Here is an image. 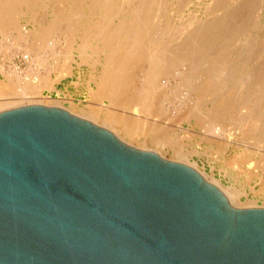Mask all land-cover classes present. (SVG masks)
<instances>
[{
  "label": "water",
  "instance_id": "obj_1",
  "mask_svg": "<svg viewBox=\"0 0 264 264\" xmlns=\"http://www.w3.org/2000/svg\"><path fill=\"white\" fill-rule=\"evenodd\" d=\"M0 264H264V207L63 109L0 112Z\"/></svg>",
  "mask_w": 264,
  "mask_h": 264
},
{
  "label": "rangeland",
  "instance_id": "obj_2",
  "mask_svg": "<svg viewBox=\"0 0 264 264\" xmlns=\"http://www.w3.org/2000/svg\"><path fill=\"white\" fill-rule=\"evenodd\" d=\"M22 1V0H21ZM24 1V0H23ZM21 2L23 3V5H19V1H15V5H14V10L15 9H18L15 13H16V16L18 18L17 22H18V25L21 26L24 30H27L28 33H30V35L27 33V35H25L26 37L23 36V38H26L24 41H23V38L18 36L16 37L17 35L16 34H13V32H11L10 29H6L4 33H2V35H0V92L2 93V88L5 90L9 88V82L7 81L8 80V76L7 74L11 73L14 71V73H20L21 75H24L26 76V79H27V76L29 78V76H31V74L33 75L34 79L35 80H45L44 82H46L43 87L40 89V94H36L34 95V99L31 98V100H38L39 102H42V104H48L49 105V102L52 100V104H55L56 100L61 102V106L63 108H65L66 110H68L69 112H73L75 115H78V116H81L83 118H86L90 121H93V122H96V124L98 125H101V126H105V127H109L107 125H105V117H103V114L101 113L97 118L95 116V119H93V117H91L90 115H88L86 112L87 110L90 108H92L91 106H94V108L98 109L100 106L102 107V109L104 110H108V111H113V113L115 114H122L123 111L125 110L124 107L122 106L123 105V102H124V99H113V98H107V96L104 98V96L100 95L99 92H98V82H100V79L102 77V74H103V70L105 68H103L104 66H102L103 64H105V61L106 59L108 58L107 57V54L105 55V51L107 52V49H105L106 47H104V44H102V42L100 43V40H99V37L98 39L95 37V35H98V31L96 33V30L93 29L94 27L96 28L97 25H102L105 20L106 21V24L109 29L108 30L107 28L106 29V34H115L117 32V35L119 36V34H122V32H120L121 30L119 29L120 28V23H121V19L122 21L124 20V23L122 22L121 24H124L125 25V22L127 23V25L123 27H121V29L123 30H126L127 29V32H129V29L132 30L133 29V26L134 24L136 23V25L140 24L141 21H143V17L145 18V16H141L143 13V11L141 12V10H139L140 15L138 14V8L140 9V5L141 3L139 2H142L143 0H108L109 2L111 3H108L107 0H99V2L103 1L104 3L107 2V4L103 3V5H109L107 7L111 8L107 9V7H102V9L100 8L99 5L96 6V0H80L81 2V5L82 7L80 8V2L78 4L76 0H67L66 3L64 2V0H37L35 2H33V0H25L24 2ZM56 1V2H55ZM57 1H58V5L57 4ZM63 1V2H62ZM83 1V2H82ZM85 1V2H84ZM89 1V3H88ZM92 1V3H91ZM116 1V2H115ZM127 3H124L126 2ZM139 1V2H138ZM156 1V0H154ZM158 3H155L154 4H151V10L153 11H150L152 12L148 18H145L144 19V23L142 22L140 24V27L137 26L140 33H142L140 35V33L138 31H136V29H134L133 31H136L137 32V36L136 37H141V40L144 41L148 44L150 41V44L148 45V48H147V44L144 42V46H146L147 49H143V47H140L138 50H137V57H136V63H133V60L135 59V55L133 56L132 58V61H127L128 62H132L130 63L129 65L128 64H124L125 67L128 65V70L127 72H125L126 76H128L127 79H129V82L128 80H124L122 78H126L125 74H123L122 76V83L121 85L123 84H128L126 86H128V90H130L131 88V92H134V96L136 95H139V97L142 98H147L143 101H141V99L137 96V99L135 100L136 103L135 104H132L131 108L132 109H138V111H142L145 110L146 112V109H147V114L145 113H140L141 116H145V117H148L150 118V122L153 121L151 123V125H145V126H140V129L141 130H138V128L136 129L137 131H141L140 134L141 135H137L139 134V132L136 133V137L134 138V135L133 136H127L124 134V132L122 131V128L120 127H117L116 125H113L110 126L109 129L112 128V130H114V134L119 138L121 139V141H125L127 143H129V145L131 144V146L133 145L135 148L138 147V149H142V150H150V151H154L158 154H160L161 156H163L164 158L168 159V160H172V161H176V162H180V163H184L186 161H188V163L190 164H194L196 166V169L201 173L203 174L204 176H206L207 179L213 181L223 192H230V193H234L235 194V198H233L232 202H231V205L234 206L235 208H246V207H264V72L263 74L261 73V71H264V0H222L223 1V4H222V1L220 0H184L185 2H182L181 0H157ZM162 1V3H160ZM168 2V4L166 2ZM181 1V3H180ZM188 1V2H187ZM18 2V3H17ZM29 2V3H28ZM33 2V3H32ZM37 2V3H36ZM46 2V3H45ZM55 5H54V3ZM76 2V3H75ZM98 2V0H97ZM100 2V3H101ZM163 2H164V5H163ZM190 2V4H189ZM33 5H32V4ZM72 3V4H71ZM76 6L74 7L75 4ZM85 3V4H84ZM113 3V4H112ZM122 3V4H121ZM129 3V4H128ZM171 3V4H169ZM176 3V4H175ZM188 5H187V4ZM233 3V4H232ZM239 3V4H238ZM16 4H18L16 6ZM25 4V5H24ZM69 4V5H68ZM71 4V6H70ZM98 4V3H97ZM110 4H112L110 7ZM137 4V6H136ZM158 5L159 7L160 6H163V7H159L158 6H155ZM173 4V5H172ZM179 4H183L181 7ZM218 4V5H217ZM31 5V6H30ZM46 5V6H45ZM93 7H92V6ZM129 5V6H127ZM155 7H153V6ZM217 5V6H216ZM232 5V6H231ZM238 7H237V6ZM26 6V8H24ZM30 6V8L28 7ZM114 6L116 8H118L119 6V9H116L114 8ZM127 6V7H126ZM138 7L137 9L134 8V7ZM169 6V7H168ZM229 6V7H228ZM231 6V8H230ZM243 6V7H242ZM249 6V7H248ZM16 7V8H15ZM35 7V8H34ZM39 7V8H38ZM45 7H46V10H45ZM53 7H59V10L58 9H55ZM70 7V9H68ZM77 7H78V10H77ZM91 9H88L90 8ZM98 7V8H97ZM157 7V8H156ZM219 7V8H218ZM222 7V8H221ZM237 7V8H236ZM249 9H248V8ZM21 8V9H20ZM28 8V9H27ZM76 10H75V9ZM129 8V9H128ZM169 8V9H168ZM217 8V9H216ZM246 8V10H244ZM255 8V9H254ZM20 9V11H19ZM25 9V10H24ZM32 9V10H31ZM52 9V11H51ZM56 11L57 10L60 12V13H56L53 11ZM64 9V10H62ZM74 9V10H72ZM79 9H81V11H79ZM88 9V10H87ZM104 9H107L106 12ZM135 9V13H136V17H139L136 18L134 16V18L136 19H132L133 16H131L132 14L134 15V13L132 12V10ZM156 9V10H155ZM180 9V10H179ZM228 10V11H225L224 10ZM237 9V10H236ZM13 10V12H14ZM110 10L112 12H110ZM118 10V11H117ZM121 10V11H119ZM124 10V11H123ZM137 10V12H136ZM156 12H155V11ZM167 10V11H165ZM234 12H232V11ZM241 10V11H240ZM248 10V11H247ZM26 13H25V12ZM31 11V12H30ZM45 11V12H44ZM61 11H62V15H61ZM67 11V12H66ZM77 11V12H76ZM126 11V12H125ZM161 11V13H160ZM167 13H165V12ZM176 11V12H175ZM255 11V12H254ZM52 12V13H51ZM54 12V13H53ZM73 12V13H72ZM75 12V13H74ZM79 12V13H78ZM81 12L83 14H81ZM92 15H91V13ZM106 12V13H105ZM111 14H114L113 16L116 15V17H111L112 15ZM120 12V13H119ZM164 12V14L162 13ZM224 12V13H222ZM236 12V13H235ZM243 12V13H242ZM246 12V13H245ZM20 13V14H19ZM51 13V14H50ZM95 13V14H94ZM103 13V15H102ZM110 17H109V15ZM115 13H118L115 14ZM127 13V14H126ZM129 13V14H128ZM131 13V14H130ZM155 13V14H154ZM159 13V16L157 15ZM172 13V14H171ZM218 13V14H217ZM219 13H222V14H219ZM235 13V14H234ZM237 13H240V14H237ZM242 13V14H241ZM248 13V14H247ZM251 13V14H250ZM26 14V15H25ZM30 14V15H29ZM34 14V16H32ZM49 14V15H48ZM67 14V15H66ZM80 14V17H77L78 15ZM85 14V15H84ZM103 16H101V15ZM161 14V15H160ZM233 14V15H232ZM62 17H61V16ZM73 17H72V16ZM85 17H83V16ZM87 15V16H86ZM108 15V17L106 16ZM124 15V16H123ZM129 15V16H128ZM138 15V16H137ZM221 15V16H220ZM241 16V18L239 16ZM19 16V17H18ZM31 16V17H30ZM54 16H58V17H55ZM59 16L62 18H60L62 20V22L60 21V19H56V18H59ZM91 16V17H90ZM100 16V17H99ZM106 18H105V17ZM154 16V18H153ZM158 16V17H157ZM219 16V19L217 18ZM228 16L227 18L224 19V17ZM13 17V16H12ZM52 17H53V21L51 22L52 20ZM67 17V18H65ZM102 17V18H101ZM128 17H129V21H132L129 22L131 23V25L129 24L128 25V22L126 21V19L128 20ZM131 17V18H130ZM190 17V18H189ZM193 17V18H192ZM213 17V18H212ZM64 18V19H63ZM68 18L72 19L68 21ZM80 18V20H79ZM109 18V19H108ZM112 18V20H111ZM152 18V19H151ZM168 18V19H167ZM210 18V19H209ZM211 18L212 19H215V20H212L211 21ZM221 18V19H220ZM233 18V19H232ZM237 18V19H236ZM32 19V20H31ZM46 19V21H45ZM50 19V20H49ZM90 19V21H89ZM103 19V20H101ZM132 19V20H130ZM142 19V20H141ZM170 19V20H169ZM184 19V20H183ZM189 19V20H188ZM198 19V20H197ZM207 19V20H206ZM217 19V20H216ZM229 19V20H228ZM58 20V21H57ZM65 20V21H64ZM88 20V21H86ZM101 20V21H100ZM110 20V21H108ZM118 20V21H117ZM134 20V22H133ZM136 20V21H135ZM140 20V21H139ZM153 20V21H152ZM205 22H204V21ZM210 20V21H208ZM221 20V21H220ZM38 21V22H37ZM57 21V22H56ZM72 21V23H71ZM76 21V22H75ZM94 21L97 23L96 26L94 24ZM103 21V23H101ZM150 23H149V22ZM155 21V22H154ZM163 21V22H162ZM187 21V22H186ZM201 21V23H200ZM216 21V23L214 22ZM229 21H232V22H229ZM42 26H41V24ZM61 22V23H59ZM70 22V23H69ZM75 22V24H73ZM89 26H88V24ZM120 22V23H119ZM139 22V23H138ZM154 22V23H153ZM162 22V23H161ZM173 22V23H172ZM182 22V23H181ZM207 22V23H206ZM235 22V23H234ZM38 23V24H37ZM44 23V24H43ZM50 23V24H49ZM59 23V24H58ZM69 23V25H68ZM111 23V24H110ZM134 23V24H133ZM170 23V24H168ZM187 23H189V25H187L189 27V30H188V27L184 26L186 25ZM202 25H200V24ZM206 23V24H204ZM227 25H226V24ZM40 24V25H39ZM56 24V25H55ZM67 24V25H66ZM71 24V26H70ZM144 24V25H142ZM151 24V25H150ZM155 24V25H154ZM172 24H175L174 26ZM181 24V25H180ZM184 24V25H183ZM192 24V25H190ZM194 24V25H193ZM199 24V25H198ZM211 25V27L209 28V26ZM214 24V25H213ZM220 24V26H219ZM231 24V25H230ZM236 24V25H235ZM36 25L41 29L43 30H48L50 27L52 29V27H54L53 31L51 32V35L50 32H49V35L48 33H45L46 35L44 37H42V35H39V28L37 27L36 28ZM49 25V26H48ZM55 25V26H54ZM62 27H61V26ZM83 25V26H81ZM100 25V26H101ZM109 25V26H108ZM135 25V27H136ZM149 25V26H148ZM159 25V26H158ZM199 26V29H202L207 30V34H206V30L203 31V30H199L197 27ZM206 25V27H205ZM208 25V27H207ZM58 26V27H57ZM65 26V27H63ZM70 26V27H69ZM87 26V27H86ZM93 26V28L91 27ZM116 26H119V28L117 27L116 29L117 30H114V28ZM129 26V28L127 27ZM144 26V27H143ZM150 28H148V27ZM163 26V27H161ZM167 26H168V30L169 31H166L167 30ZM182 26L184 28H182ZM201 26V27H200ZM204 26V27H203ZM214 26V27H213ZM216 26V27H215ZM219 26V27H218ZM229 26V28H228ZM235 26V27H234ZM47 29H46V28ZM77 32H75L74 28ZM89 27V28H88ZM99 27V26H98ZM97 27V28H98ZM114 27V28H113ZM134 27V28H135ZM158 27V28H157ZM166 27V28H165ZM179 27V28H178ZM191 28L195 27L194 29H192L191 31ZM213 27V28H212ZM218 27V28H217ZM228 29H227V28ZM57 28V29H56ZM71 28V29H69ZM84 28V29H82ZM88 30H86V29ZM91 28V29H90ZM163 28V30L161 29ZM212 28V29H211ZM232 28V29H230ZM237 28V29H236ZM64 31H63V30ZM66 29V30H65ZM85 30V31H82V30ZM114 30V31H111V30ZM118 29H119V34H118ZM142 29V30H141ZM146 29H148L149 31H147ZM176 29V30H175ZM185 29V30H184ZM209 29V30H208ZM10 30V31H9ZM32 30V31H31ZM42 30V31H43ZM62 30V31H60ZM94 31L95 30V35H93L94 33L92 32H89V31ZM104 30V29H103ZM102 30V31H103ZM182 30V31H180ZM186 32H189V33H186ZM193 30H194V34L195 32L198 30L199 32L200 31H203L207 36H204V33L202 32H196V35L193 36H190V35H193ZM212 30V31H211ZM217 30V31H216ZM219 30V31H218ZM222 30V31H221ZM230 30V31H229ZM262 30V31H261ZM31 31V32H30ZM37 31V32H35ZM57 31V32H56ZM60 31V32H59ZM66 31V32H65ZM68 31V33H67ZM101 31V32H102ZM105 31V30H104ZM110 31V32H108ZM116 31V32H115ZM133 31L130 34V37H135L133 35L135 34H132ZM144 34H143V32ZM161 31V32H160ZM191 31V32H190ZM208 31H210L208 33ZM220 31L222 33H220ZM232 31V32H231ZM37 33V35L35 33ZM71 32H73L71 34ZM85 35V37H87V32L89 34V37H87L86 39V42L88 41V43H85L84 46L86 45L88 49H83L84 53L82 50H80L81 52L77 51V47L79 48V46H81L83 44V41L85 40V37L84 35L82 36L81 33ZM114 32V33H113ZM126 31L123 32V34L125 33ZM126 32V33H127ZM147 32V33H146ZM163 32V33H162ZM165 32V34H164ZM1 33V32H0ZM34 33V34H33ZM56 33V35H54ZM64 33V34H63ZM67 33V34H66ZM92 33V34H90ZM113 33V34H112ZM135 33V32H134ZM156 33V34H155ZM174 35H173V34ZM178 35V37H180L181 33H183L181 35L180 38H182V42L186 41V40H183L184 37L187 39L186 36H189L188 38L191 39L193 41L194 38L198 37L195 41H191L192 46L189 47V44H188V41H187V44L186 42L182 44L181 40H176L178 39L176 37V35ZM179 33V34H178ZM233 33V34H232ZM5 34V35H4ZM13 34V35H12ZM103 35V32L99 34L100 35ZM108 34V35H109ZM132 34V36H131ZM152 34V35H151ZM158 34V35H157ZM161 34V35H159ZM184 34H186L184 36ZM188 34V35H187ZM190 34V35H189ZM200 36H198V35ZM203 34V35H202ZM215 34V35H214ZM262 34V35H261ZM9 35L11 37H9ZM33 35V36H32ZM51 35V36H50ZM67 35L69 36H73L75 37L74 40H75V45L77 46L75 48V50H70L69 53L68 49L67 52L65 49H67V44H66V38L68 37ZM93 35V36H92ZM105 35V34H104ZM116 35V34H115ZM114 35V36H115ZM145 35V36H144ZM148 37H147V36ZM164 35V36H163ZM167 35V36H166ZM173 35V37L171 36ZM254 35V36H253ZM261 35V36H260ZM5 36V37H4ZM28 36V37H27ZM35 36V37H34ZM66 38H65V37ZM110 36V35H109ZM211 38H210V37ZM215 36V37H214ZM254 38H253V37ZM8 37V38H7ZM37 37V38H36ZM40 37V39H39ZM49 37V44L48 45H43L44 42H46V38ZM81 37V38H80ZM84 37V38H83ZM94 37V39H92ZM147 39H146V38ZM156 39H153L155 38ZM159 39H158V38ZM162 43H161V40L162 39ZM169 37V38H168ZM171 37V38H170ZM202 37H206L202 40ZM209 37V38H208ZM218 37V38H217ZM226 37V38H225ZM262 37V38H261ZM5 38V39H4ZM10 38V39H9ZM22 38V39H21ZM29 38V39H28ZM52 38V39H51ZM79 38V39H78ZM83 38V40H82ZM96 38V39H95ZM113 37L111 36V39ZM121 38V36H120ZM173 38L175 39V41L173 40ZM179 38V39H180ZM200 38V39H199ZM248 38V39H247ZM7 39V40H6ZM37 39V40H36ZM42 39V40H41ZM43 39L45 41H43ZM61 39V40H60ZM66 39V40H65ZM81 39V40H80ZM135 39V38H134ZM137 39V38H136ZM150 39V40H148ZM188 39V40H189ZM199 39V40H198ZM206 39V40H205ZM226 41H225V40ZM229 39V40H228ZM251 39V41H250ZM254 39V41H252ZM13 40V41H12ZM33 40V43H31ZM35 40V42H34ZM52 40V41H51ZM54 40V41H53ZM93 40V41H92ZM98 40V41H97ZM110 40V38H109ZM157 41L159 40V46L164 48L166 47L165 51L163 52H166V55L168 56L169 55V58L171 59V62H168L170 59L168 57H164L165 56V53H163L161 59H163V61L159 60L158 61V64H160L159 62H163L165 61V63L163 65H161V68H157L156 65H158L156 62L152 61L151 64L149 63L150 60H147L148 58H146V55L147 57L148 56V53L149 51L153 50V51H156L155 49H159V46L157 48V46H153L152 47V43H154V41ZM166 40V41H165ZM231 40V41H230ZM16 41V43H15ZM20 41V42H19ZM26 41V42H25ZM38 41V42H37ZM42 41V42H41ZM58 41V43L56 44V42ZM60 41V42H59ZM64 41V43H63ZM81 41V43H80ZM96 41V42H95ZM153 41V42H152ZM155 41V42H156ZM171 41V42H169ZM202 41V42H201ZM206 41V42H205ZM218 41V43H217ZM233 41V42H232ZM257 43H256V42ZM29 42V43H27ZM54 42V43H53ZM169 42V44H168ZM174 42V43H173ZM190 42V41H189ZM197 42V43H195ZM207 42H210V43H207ZM221 42V43H220ZM228 42V43H227ZM242 42V44H241ZM255 44H254V43ZM8 43V44H7ZM15 43V44H14ZM22 43H24L23 45H25L26 43L29 44V48H28V45H25L23 46ZM39 43V44H37ZM42 43V44H41ZM51 43V45H50ZM80 43V44H79ZM94 43V44H93ZM164 43V44H163ZM167 43V46L165 45ZM175 43H178L177 46ZM224 43V44H223ZM252 44V45H249V44ZM262 43V45L260 44ZM37 44V45H36ZM56 44V45H55ZM59 44V45H58ZM62 44V45H61ZM88 44V45H87ZM91 44V45H89ZM96 44H97V48H96ZM103 46H102V45ZM133 44V43H132ZM132 44H130L132 46ZM163 44V45H162ZM173 46H168V45H172ZM180 44V46H179ZM186 44V45H184ZM197 44V46H196ZM207 44V45H206ZM220 44V45H219ZM226 44V45H225ZM234 46H232V45ZM236 44V45H235ZM240 44V45H239ZM20 45V46H18ZM42 45V46H41ZM107 44H105L106 46ZM111 45V44H110ZM117 45L118 47V43L116 44V42H113V46ZM183 45V46H182ZM194 45V46H193ZM45 46V47H44ZM54 46V47H53ZM59 46V47H58ZM83 46V45H82ZM89 46V47H88ZM95 46V47H93ZM101 46V48H100ZM134 46V45H133ZM164 46V47H163ZM185 48L183 49L182 47ZM196 46V48H195ZM226 46V48H225ZM230 46V47H229ZM250 46V47H249ZM257 46V47H256ZM48 47V48H47ZM58 47V48H57ZM63 47V48H62ZM98 47L100 49H98ZM152 47V49L150 48ZM168 47V48H167ZM177 47V49H176ZM179 47V48H178ZM190 49H189V48ZM202 47V48H201ZM238 47V48H237ZM244 47V48H243ZM250 48L249 51L247 50V48ZM254 47V48H253ZM38 48H40L41 50H39ZM61 48V49H60ZM85 48V47H83ZM94 50H92V49ZM174 50H172V49ZM195 48V49H194ZM199 48V49H198ZM207 48V49H206ZM223 48V50H222ZM228 48V49H227ZM231 50H230V49ZM237 48V49H236ZM242 48V49H241ZM258 48V49H257ZM44 49V50H43ZM55 49H56V52H55ZM59 49V50H58ZM104 49L105 51L102 53V50ZM108 49H111V47H108ZM140 49H143L144 51H141ZM149 49V50H148ZM170 50V51H167V50ZM181 49V50H179ZM188 53L187 51L185 50H188ZM197 49V50H196ZM201 49V51H200ZM246 49V51H245ZM255 49V50H254ZM40 51V52H37ZM54 52H51L53 51ZM64 50V51H63ZM91 50V51H89ZM101 50V51H100ZM148 50V51H147ZM178 50V51H176ZM184 50V52H183ZM191 50H192V53H191ZM211 50V51H210ZM229 50V51H228ZM234 50V51H233ZM236 50L238 52H236ZM241 50V52H239ZM259 50V51H258ZM50 51V52H49ZM117 51V50H116ZM148 52L147 54L145 52ZM173 51V53H172ZM195 53H194V52ZM200 51V52H199ZM233 51V52H231ZM248 51V52H247ZM258 51V52H256ZM39 56H38V54ZM67 53V55H65L64 53ZM92 52V53H91ZM94 52V53H93ZM97 52V53H96ZM141 52L142 56L141 57H145L146 61L144 60V58H141L139 53ZM143 52V53H142ZM169 52V53H168ZM176 52V53H175ZM178 52H180L178 54ZM182 52H183V55L182 56ZM35 53L36 56H38V58L35 56H33ZM56 53V54H55ZM62 53V54H61ZM75 53V54H74ZM78 53H81L78 55ZM116 53V52H115ZM122 52H117L116 54L113 55L112 57V64L113 66L115 67L118 63H121L120 60L124 57V55L121 54ZM145 53V54H144ZM168 53V54H167ZM170 53H172L174 56H172V54L170 55ZM187 54L186 56H188L189 58L185 57V54ZM197 53V55H196ZM231 53L233 55H231ZM240 53V54H239ZM242 53V55H241ZM245 53H249L250 54V58H248L249 56ZM256 53V54H254ZM259 53V54H258ZM53 54V56H52ZM55 54V55H54ZM59 54V55H58ZM64 54V56H63ZM89 54V55H88ZM98 54V55H96ZM103 54V55H102ZM175 54L177 55L176 57H180V54L182 56V59L180 57L181 60H187L189 59L191 63L189 64H192L194 63V67H195V72L197 74V77L195 78L196 74H193L195 76L192 77V79H188L186 78L188 72L186 73H183L181 75H179L181 72H180V64L179 62L181 61L178 58L175 57ZM191 54V55H190ZM210 54V56H209ZM230 54V55H229ZM254 54V55H253ZM69 55V56H68ZM73 55V56H72ZM86 55V56H84ZM90 57H88V56ZM105 55V56H104ZM121 57H118V56ZM139 55V57H138ZM144 55V56H143ZM194 55V56H193ZM208 55V57H207ZM212 55V56H211ZM225 55V56H224ZM237 55V56H236ZM263 55V56H262ZM30 56V57H29ZM51 56V57H50ZM72 56V57H71ZM78 56V57H77ZM96 56V57H94ZM117 56V57H116ZM223 56V57H222ZM227 56V57H226ZM234 56V57H233ZM236 56V57H235ZM42 57V58H41ZM44 57V59H43ZM49 57V58H48ZM58 57V59H57ZM69 57V58H68ZM71 57V58H70ZM88 57V58H86ZM105 57V59H104ZM118 60H116V58ZM175 57V58H174ZM219 57V58H218ZM225 57V58H224ZM245 61H243L242 59ZM260 57V58H259ZM41 58V60H40ZM54 58V59H53ZM86 58V59H85ZM95 58V59H94ZM98 58V60H97ZM140 58V59H139ZM167 58V59H166ZM196 58V59H195ZM233 58V60H232ZM236 58H239V59H236ZM65 59V61H64ZM73 61H72V60ZM84 59V60H83ZM93 59V60H92ZM114 59V60H113ZM142 59V61H141ZM169 59V60H168ZM178 59V60H176ZM206 63H203L202 64V60ZM216 59V61H215ZM229 59V61H228ZM242 61H241V60ZM249 59V60H248ZM255 59V60H253ZM257 59V60H256ZM261 61H260V60ZM69 60V61H68ZM71 60V61H70ZM90 60V61H89ZM94 60H96L97 62H95ZM103 60H104V63H103ZM131 60V59H130ZM174 60H176V64H174L175 62H173ZM211 60V61H210ZM251 60V61H250ZM253 60V61H252ZM82 61V62H81ZM117 62V64H115V62ZM147 61H149L147 65L151 66L153 64H155L156 67H149V66H146L147 68H145V65L147 63ZM259 61V62H258ZM262 61H263V65H262ZM81 62V63H79ZM93 62V63H92ZM135 62V60H134ZM140 62V63H139ZM145 62V64H144ZM178 62V63H177ZM199 62V63H197ZM214 62V63H213ZM227 62V63H225ZM230 62V63H228ZM240 62V63H239ZM257 62V63H256ZM62 63V64H61ZM68 63V64H67ZM77 63V64H76ZM96 63V64H95ZM102 65H100V64ZM143 63V64H141ZM169 63V64H168ZM172 63V64H171ZM201 63V64H200ZM259 63V65H258ZM52 64V65H51ZM55 64V65H54ZM70 64V65H69ZM91 64V66H90ZM115 64V65H114ZM142 65L141 66H139ZM169 67V68H165L166 65ZM200 64V65H199ZM215 64V65H213ZM229 64V65H228ZM250 64V65H249ZM255 64V65H254ZM257 64V65H256ZM64 67H63V66ZM134 65V66H133ZM137 65V66H135ZM171 65L172 66V69H171ZM197 65H199L198 67H196ZM207 65V66H206ZM209 65V66H208ZM226 67L227 70H225L226 68L223 67ZM233 65V66H232ZM254 65V67H258V68H255L252 67ZM262 65V66H260ZM50 66V68H49ZM66 66V68H65ZM93 66V67H92ZM102 66V67H101ZM112 66V67H113ZM139 66V67H138ZM144 66V67H143ZM163 66V67H162ZM166 66V67H167ZM203 70H201V67ZM212 66V68H211ZM218 66V67H216ZM228 66V67H227ZM248 66V67H247ZM251 66V68H250ZM260 66V67H259ZM153 67V68H152ZM176 67V68H174ZM178 67V68H177ZM234 67V69H233ZM240 67H241V70H240ZM244 67V69H243ZM69 68V70H68ZM101 68V69H100ZM133 68V69H132ZM142 68V69H141ZM152 68V69H150ZM156 68V69H155ZM165 68L166 70H169V71H166V70H161L160 69H163ZM174 68V70H173ZM199 68V69H198ZM217 68V69H216ZM250 68V69H248ZM253 68V69H252ZM37 69V70H36ZM48 69V70H47ZM135 69V70H134ZM145 69V70H143ZM148 69V71H146ZM155 70L157 72H155V76L154 74L152 73V70ZM177 69V70H176ZM205 69V70H204ZM233 69V70H232ZM258 69V70H257ZM259 69H262V70H259ZM35 70V71H34ZM131 70V71H130ZM134 70V71H132ZM138 73H136L137 71ZM142 70V71H141ZM151 70V71H150ZM153 70V72H154ZM170 70L172 72H170ZM198 70V71H197ZM212 72H210V71ZM224 70V71H223ZM233 72H232V71ZM246 70V72H245ZM255 70V71H253ZM48 71V72H47ZM130 71V72H128ZM136 71V72H135ZM143 73H141V72ZM145 71H146V74H145ZM174 71V72H173ZM203 71V72H202ZM205 71V73H204ZM208 73H207V72ZM227 73H226V72ZM241 71V72H240ZM249 71V72H248ZM254 73V75L251 73ZM257 71H260V72H257ZM36 72V73H35ZM69 72V73H67ZM148 72V73H147ZM175 72L176 75H175ZM200 72V73H199ZM214 72V73H213ZM227 74H225V73ZM232 72V73H231ZM46 75H45V74ZM129 73V75L127 74ZM133 73V75H132ZM135 73V74H134ZM157 73V74H156ZM159 73V74H158ZM163 73V74H161ZM206 73H207V76H209L208 78H205L206 77ZM241 73V74H240ZM248 74L250 78H248V75H245V74ZM256 73V74H255ZM261 73V74H260ZM37 74L39 76V78H37ZM44 74V75H43ZM69 74V75H68ZM132 76H131V75ZM142 74V75H141ZM145 74V75H144ZM155 78H157V80L153 77H151V75ZM171 74V76H170ZM178 74V76H177ZM203 74L205 76H203ZM214 74V75H213ZM217 74V75H216ZM219 74V75H218ZM224 74V75H223ZM139 75H141L140 78ZM150 75V77H149ZM159 75V76H157ZM163 75V76H162ZM186 78V80H190V81H184V77ZM201 75V76H200ZM210 75H211V78H210ZM231 75V76H229ZM233 75V76H232ZM240 75V76H239ZM258 75V76H257ZM263 75V76H262ZM44 76V78H43ZM100 79H99V77ZM129 76L131 78H129ZM136 76V77H135ZM144 76V77H143ZM168 76V77H167ZM174 76V77H173ZM182 76V77H181ZM247 76L248 79H245ZM7 77V78H6ZM33 77L31 76L30 78L33 79ZM46 77V78H45ZM140 79H139V78ZM159 77V78H158ZM165 77V78H164ZM172 77V78H171ZM253 77V78H252ZM259 77V78H258ZM146 78V79H145ZM154 80H153V79ZM164 78V79H163ZM168 78V80H167ZM171 78V79H170ZM198 78H202L201 80H199ZM216 78V79H215ZM245 80H244V79ZM256 78V79H255ZM51 81H50V80ZM54 79V80H53ZM56 79L58 81H56ZM98 79V80H97ZM144 79V80H142ZM152 79V80H150ZM159 79V80H158ZM175 79V80H174ZM181 79V81H180ZM219 81H218V80ZM251 79V81H250ZM258 79V81H257ZM263 79V81H262ZM38 80V81H39ZM47 80V81H46ZM134 80V82H133ZM138 80V81H137ZM148 80V82H147ZM157 83H156V81ZM165 80V81H164ZM178 80V81H177ZM183 80V81H182ZM221 80V81H220ZM240 80H244V81H240ZM249 80V82L247 81ZM255 80V82H254ZM261 80V81H260ZM33 81V80H32ZM49 81V82H48ZM126 81V82H125ZM141 81V83H140ZM193 81V82H192ZM198 81V82H197ZM212 81H213V84H212ZM217 81V83H216ZM225 81V83H223ZM248 83H247V82ZM253 81V82H252ZM52 82V83H50ZM94 82L96 83V85L94 84ZM125 82V83H124ZM128 82V83H127ZM152 84H150V83ZM155 82V83H154ZM165 83V84H162V83ZM184 82V83H183ZM206 82V83H205ZM241 82V83H240ZM261 85H260V83ZM4 83V84H3ZM7 83V84H5ZM50 86H48L49 84ZM145 83V85H144ZM170 83V84H169ZM188 83V84H187ZM197 85H195V84ZM198 83V84H197ZM205 83V84H204ZM218 83L220 85V87L218 86ZM251 83V84H250ZM253 83V84H252ZM4 87H3V85ZM47 84V85H46ZM120 84V83H119ZM135 87H134V85ZM148 84V85H147ZM157 84V85H156ZM179 84V85H178ZM199 84H201L199 86ZM216 84H217V87H216ZM250 84V85H249ZM259 86H258V85ZM2 85V86H1ZM8 85V87H7ZM130 85V87H129ZM132 85V86H131ZM156 85V88H154V86ZM173 87H172V86ZM178 87H177V86ZM190 85V86H189ZM224 85V86H222ZM237 85V87H236ZM47 86V87H46ZM125 86V87H126ZM139 86V87H138ZM148 86V87H147ZM152 86V87H151ZM157 86H161V87H158ZM183 86V87H182ZM185 86V87H184ZM190 88H189V87ZM257 86V88H256ZM261 86V87H260ZM50 89H49V88ZM54 89H53V88ZM147 87V88H146ZM180 87V88H179ZM195 89H194V88ZM199 87V88H198ZM214 87V88H213ZM219 87V88H218ZM222 87V89H221ZM236 87V88H235ZM251 87V88H250ZM135 88V89H134ZM136 88H137V92L138 91H142L145 93L148 92L150 94H144V93H140L136 92ZM142 88V90L140 89ZM152 88V89H151ZM160 88V89H159ZM192 88V89H191ZM198 88V91L196 90ZM213 88V89H211ZM243 88V89H242ZM126 89V90H127ZM158 89V90H157ZM177 92H175L174 91ZM203 91H201V90ZM210 89H211V92H210ZM221 89V90H220ZM235 89V90H234ZM247 89V90H246ZM253 89V90H252ZM262 89V90H261ZM127 90V91H128ZM150 90V91H148ZM157 90V91H156ZM160 90V91H159ZM164 90V91H163ZM215 90V91H214ZM218 90V91H217ZM10 91V90H9ZM7 91V92H9ZM57 91V93H56ZM158 94L162 93L163 94L161 95H158ZM159 91V92H158ZM170 91V92H169ZM173 91V92H172ZM186 91V92H184ZM188 91V92H187ZM209 91V92H208ZM12 92V93H11ZM8 93V95H3L2 93V96H0V100L2 101H13L14 100V94L13 93H16L14 91H11ZM97 92V93H96ZM130 92V91H129ZM152 92V93H151ZM168 92V93H167ZM214 92L216 94H214ZM218 92V93H217ZM239 92V94H238ZM243 92V93H242ZM263 92V93H262ZM0 93V94H1ZM156 93V94H155ZM166 93V94H164ZM173 93V94H172ZM180 93V94H179ZM183 93V94H182ZM208 93V94H207ZM210 93V94H209ZM211 93L213 95H215V97L212 98L211 96ZM233 93H234V96H233ZM12 94V95H10ZM17 94V93H16ZM97 94V98L95 95ZM99 94V95H98ZM152 94V95H151ZM154 94V96H153ZM169 94V95H168ZM191 94V95H190ZM194 94V95H193ZM221 94V95H219ZM245 94V96H244ZM263 94V95H262ZM184 95V96H183ZM188 95V97H186ZM198 97H197V96ZM208 95V96H207ZM232 95L233 97L230 98ZM237 95V96H236ZM239 95V96H238ZM259 95V96H258ZM94 96V97H93ZM100 96V98H98ZM159 96V97H158ZM168 96V97H167ZM183 96V97H182ZM196 96V97H195ZM204 96V97H203ZM210 96V97H209ZM226 97V99L224 97ZM229 96V99L227 98ZM242 96V97H241ZM261 96V97H260ZM104 99H102V98ZM154 99V101L152 100V98ZM158 97V98H157ZM176 99H175V98ZM178 97H179V100H178ZM186 99V103H185V99ZM201 97V99H200ZM207 97V98H206ZM224 99H223V98ZM241 97V98H240ZM248 97V98H246ZM259 97V99H258ZM15 98H19V97H15ZM45 98V99H44ZM139 98V99H138ZM168 98V99H167ZM196 98V99H195ZM206 100V101H204ZM216 98H221V99H218L219 102L218 103V106L219 108L216 106V103H214L217 99ZM236 98V99H235ZM244 98V99H243ZM11 99V100H10ZM100 101H98V100ZM101 99H102V102H101ZM198 99V100H197ZM215 99V100H214ZM228 99V100H227ZM232 99L233 102H235V100L237 102H235V104L232 102H230ZM16 100V99H15ZM14 100V101H15ZM24 100H30V99H24ZM50 100V101H49ZM55 100V102H54ZM63 100V102L61 101ZM116 100H118L117 102H115ZM141 101L138 102V101ZM152 102H151V101ZM165 100V101H164ZM188 100V101H187ZM209 100V101H207ZM211 100H214V101H211ZM223 100V101H222ZM224 100H226L224 102ZM242 100V101H241ZM258 102H257V101ZM49 101V102H48ZM111 101V102H110ZM114 101V103H112ZM123 101V102H121ZM134 101V102H135ZM146 101V102H145ZM157 101V102H156ZM192 101H193V104H192ZM223 104H222V102ZM246 101V102H245ZM256 101V102H255ZM45 102V103H44ZM119 102V103H118ZM145 102V103H144ZM179 102V103H178ZM182 102V103H181ZM202 102V103H200ZM242 102V103H240ZM260 102V103H259ZM99 103V104H97ZM102 103V104H101ZM110 103V104H109ZM112 103V104H111ZM116 103V104H115ZM122 104V105H119V104ZM146 106H144V104ZM154 103V104H152ZM184 103V104H183ZM199 103V104H198ZM205 103V105H203ZM211 103H214L211 105ZM225 103V105H224ZM247 103V104H245ZM26 104L23 103V100H22V103L21 104H18V106H22ZM28 104V103H27ZM51 104V102H50ZM92 104V105H91ZM138 104V105H137ZM158 104V105H156ZM160 104V105H159ZM192 106H191V105ZM197 104V105H196ZM201 104V105H200ZM229 104H231L230 106H228ZM261 104V105H260ZM117 105V106H116ZM143 105V106H142ZM154 105V106H153ZM186 105V106H185ZM189 105V106H188ZM210 105V106H209ZM239 105V106H238ZM253 107H252V106ZM16 106V107H18ZM71 106V107H70ZM114 106V107H113ZM119 106V107H118ZM121 106V107H120ZM141 106V107H140ZM180 106V107H179ZM185 106V107H184ZM206 106V107H205ZM213 106V107H211ZM221 106L224 110L221 109ZM226 108H225V107ZM251 106V108H250ZM261 108H260V107ZM88 107V108H87ZM100 107V108H101ZM127 107V106H125ZM137 107V108H136ZM199 107V108H198ZM218 109H217V108ZM241 107V108H240ZM249 107V108H248ZM257 109H255V108ZM14 108V107H13ZM158 108V109H157ZM186 108V109H185ZM195 110L198 108V110L196 111H193L192 110ZM211 108V109H210ZM215 109V111L213 110ZM241 109V111H240ZM252 109V111H251ZM254 109V111H253ZM262 109V110H261ZM85 110V111H84ZM104 110V112H105ZM149 110V111H148ZM179 110V111H178ZM192 110V111H191ZM202 110V111H201ZM211 110L214 112L212 113ZM218 110V111H217ZM219 110L221 111L222 110V114L219 112ZM238 110V111H237ZM84 111V112H83ZM177 111V112H176ZM250 111V112H249ZM258 111H261V113ZM71 112V113H72ZM117 112V113H116ZM143 112V111H142ZM192 112V113H191ZM199 112V113H197ZM207 112L209 113V116H207ZM215 112H218V113H215ZM253 112V113H252ZM256 112V113H255ZM156 113V114H155ZM180 113V114H179ZM195 113V114H194ZM206 115H205V114ZM232 113V114H231ZM255 113V115H254ZM213 114V115H211ZM217 114V116H220V117H217L215 116ZM230 114V115H229ZM258 114H260L258 116ZM106 115V114H104ZM181 115V116H180ZM188 117H187V116ZM204 115V116H203ZM257 115V116H256ZM154 116V117H153ZM183 116V117H182ZM203 116V117H202ZM190 117V118H189ZM200 117V119H199ZM207 117V118H206ZM212 117V118H211ZM227 117V119H226ZM263 117V118H262ZM220 118V119H219ZM104 119V120H103ZM211 119V121H210ZM231 119V120H230ZM233 119V120H232ZM155 121V122H154ZM181 121V122H180ZM198 121V122H197ZM220 121V122H219ZM257 121V124L256 122ZM263 121V122H262ZM106 122H107V119H106ZM215 122V123H214ZM153 123H155V125H152ZM218 124V125H217ZM261 126H259V125ZM263 124V125H262ZM207 125V126H206ZM210 125H211V128L213 129L214 132H217L218 129L220 133H222V136L218 137V138H214V135L212 133H209V130L208 128L211 130L210 128ZM226 125V126H225ZM150 126V127H149ZM154 128H153V127ZM206 126V127H205ZM213 126V127H212ZM216 126V128H215ZM144 127V128H143ZM150 131H149V129ZM159 127L161 129H159ZM225 127V128H224ZM261 127V128H260ZM114 128V129H113ZM216 131H215V129ZM108 129V128H107ZM147 129V131H146ZM159 130L157 132V130ZM167 129V130H166ZM263 131H262V130ZM144 130V131H143ZM156 130V131H154ZM205 130V132L203 133V131ZM208 130V131H207ZM223 130V131H221ZM143 131V132H142ZM156 135H155V133ZM149 132V133H148ZM152 132V133H151ZM143 133H146V136L144 135L143 136ZM150 134L148 136V134ZM158 134V135H157ZM164 134V136H163ZM206 137H205V136ZM143 136V137H142ZM152 136V137H151ZM162 136V137H161ZM168 136V137H167ZM139 139H138V138ZM145 137V138H144ZM155 137L156 140H160V144H154L152 142L153 138ZM171 138L169 140H167L166 142V139L168 138ZM210 137V138H209ZM152 138V139H151ZM207 138V139H206ZM214 138V139H213ZM223 138V139H222ZM144 139V140H143ZM163 139V140H162ZM212 139V140H211ZM221 139V140H220ZM171 140V141H170ZM210 140V142H209ZM216 140V141H215ZM214 141V142H213ZM220 141V142H219ZM124 142V143H125ZM155 142V141H154ZM165 142V144H164ZM144 143V144H143ZM223 145H222V144ZM219 145V146H218ZM132 146V147H133ZM163 146V147H162ZM181 150V152H180Z\"/></svg>",
  "mask_w": 264,
  "mask_h": 264
},
{
  "label": "bare ground",
  "instance_id": "obj_3",
  "mask_svg": "<svg viewBox=\"0 0 264 264\" xmlns=\"http://www.w3.org/2000/svg\"><path fill=\"white\" fill-rule=\"evenodd\" d=\"M15 1H17V0H0V32H1L0 35H2V33H4L6 29H10L11 32H13V34H16V35H17L16 37L20 36V37L23 38V36L26 37L25 35H27L28 31H27V30H24L21 26L18 25V22H17L18 18H17V17L14 18V16H16V13H17L16 11L18 10V9H15V10H14V5H15V3H16ZM18 1H19V5L16 4V6H17V5H18V6L23 5V3H21L23 0H22V1H21V0H18ZM24 1H25V0H24ZM24 1H23V2H24ZM30 1H31V0H30ZM35 1H37V0H35ZM35 1L33 0V2H35ZM58 1H59V0H58ZM58 1H57V4H56V5H58ZM66 1H67V0H64L65 3H66ZM72 1H73V0H72ZM76 1H77V0H76ZM78 1L80 2V0H78ZM78 1H77V3H76V2H75V3L78 4V3H79ZM107 1H108V0H107ZM110 1H112V0H110ZM123 1H124V0H123ZM127 1H128V0H127ZM127 1L124 2V3H127ZM159 1H160V0H159ZM181 1H182V0H181ZM181 1H180V3H181ZM219 1H220V0H219ZM221 1H222V0H221ZM228 1H229V0H228ZM230 1H231V0H230ZM25 2H26V1H25ZM33 2H32V3H33ZM39 2H40V0H39ZM42 2H43V0H42ZM55 2H56V1H55ZM62 2H63V1H62ZM73 2H74V1H73ZM82 2H83V1H82ZM84 2H85V1H84ZM95 2H96V6L99 5L101 9H102L103 6H104V7L109 6V5H107V6H106V5H103V3H104L103 1H102V2L100 1V2H101V3H100L99 0H98V2H97V0H96ZM115 2H116V1H115ZM128 2H129V1H128ZM138 2H139V1H138ZM154 2H155V3H158L157 0H156V1H154V0H143L142 2H139V3H141V5L139 6L140 9H139L138 7H137L138 9H137L136 7H134V6H133V7L136 8V9L138 10V12H139V10H141V12L143 11V13H141V12L138 13L137 10H136V12H137L139 15H140V13H141V14H142L141 16H145V15H146L145 18H148V16L153 12V11H152L153 9L151 10V6H150V5H151V4H154ZM165 2H166V1H165ZM168 2H169V1H168ZM168 2H166V3L168 4ZM182 2H185V1L183 0ZM187 2H188V1H187ZM17 3H18V2H17ZM28 3H29V2H28ZM32 3H31V4H32ZM36 3H37V2H36ZM40 3H41V2H40ZM45 3H46V2H45ZM53 3H54V2H53ZM75 3H73V4H75ZM88 3H89V1H88ZM91 3H92V1H91ZM97 3H98V4H97ZM105 3L107 4V2H105ZM105 3H104V4H105ZM108 3H111V2L108 1ZM160 3H162V1H161ZM71 4H72V3H71ZM71 4H70V6H71ZM76 4L74 5V7L76 6ZM79 4L81 5V2H80ZM84 4H85V3H84ZM112 4H113V3H112ZM112 4H110V7H112V6H111ZM121 4H122V3H121ZM128 4H129V3H128ZM158 4H159V3H158ZM169 4H171V3H169ZM175 4H176V3H175ZM186 4H187V3H186ZM189 4H190V2H189ZM222 4H223V1H222ZM232 4H233V3H232ZM238 4H239V3H238ZM24 5H25V4H24ZM32 5H33V4H32ZM54 5H55V3H54ZM56 5H55V6H56ZM68 5H69V4H68ZM163 5H164V2H163ZM172 5H173V4H172ZM179 5H180V7H181L183 4H182V5L179 4ZM187 5H188V4H187ZM217 5H218V4H217ZM217 5H216V6H217ZM30 6H31V5H30ZM30 6H28V7L30 8ZM45 6H46V5H45ZM91 6H92V5H91ZM127 6H129V5H127ZM127 6H126V7H127ZM136 6H137V4H136ZM152 6H153V5H152ZM155 6H158V5L155 4ZM155 6H153V7H155ZM231 6H232V5H231ZM231 6H230V8H231ZM236 6H237V5H236ZM81 7H82V5L80 6V8H81ZM92 7H93V6H92ZM158 7H159V6H158ZM160 7H163V6H160ZM160 7H159V9H160ZM168 7H169V6H168ZM228 7H229V6H228ZM237 7H238V6H237ZM237 7H236V8H237ZM242 7H243V6H242ZM248 7H249V6H248ZM248 7H247V8H248ZM15 8H16V7H15ZM24 8H26V6H25ZM34 8H35V7H34ZM38 8H39V7H38ZM53 8H55V7H53ZM97 8H98V7H97ZM114 8H116V7L114 6ZM156 8H157V7H156ZM163 8H165V7H163ZM218 8H219V7H218ZM221 8H222V7H221ZM20 9H21V8H20ZM20 9H19V11H20ZM27 9H28V8H27ZM55 9H58V10H59V7H58V8L56 7ZM68 9H70V7H69ZM74 9H75V8H74ZM74 9H72V10H74ZM88 9H91V7L88 8ZM88 9H87V10H88ZM107 9H108V11H109V9H111V8L107 7ZM107 9H104V10L106 11ZM116 9H119V6H118V8H116ZM128 9H129V8H128ZM168 9H169V8H168ZM216 9H217V8H216ZM248 9H249V8H248ZM254 9H255V8H254ZM13 10H14V12H13ZM24 10H25V9H24ZM31 10H32V9H31ZM45 10H46V7H45ZM58 10H57V12L60 13ZM62 10H64V9H62ZM75 10H76V9H75ZM77 10H78V7H77ZM111 10H112V9H111ZM111 10H110V12H112ZM155 10H156V9H155ZM155 10H154V11H155ZM160 10H161V9H160ZM179 10H180V9H179ZM236 10H237V9H236ZM244 10H246V8H245ZM51 11H52V9H51ZM53 11H54V9H53ZM79 11H81V9H79ZM108 11H106V12H108ZM117 11H118V10H117ZM119 11H121V10H119ZM123 11H124V10H123ZM150 11H152V12H150ZM165 11H167V10H165ZM165 11H164V12H165ZM225 11H228V10L226 9V10H224V12H225ZM231 11H232V10H231ZM240 11H241V10H240ZM247 11H248V10H247ZM15 12H16V13H15ZM24 12H25V11H24ZM26 12H27V11H26ZM26 12H25V13H26ZM30 12H31V11H30ZM44 12H45V11H44ZM54 12H56V11H54ZM54 12H53V13H54ZM57 12H56V13H57ZM66 12H67V11H66ZM76 12H77V11H76ZM106 12H105V13H106ZM110 12H109V13H110ZM125 12H126V11H125ZM132 12L134 13V15H133V14L131 15V16H133L132 19H136V18L139 19L140 16H139V17H136V16H135V15H136V13H135V9L132 10ZM155 12H156V11H155ZM164 12H162V13L164 14ZM175 12H176V11H175ZM224 12H222V13H224ZM228 12H229V11H228ZM232 12H234V11H232ZM254 12H255V11H254ZM51 13H52V12H51ZM51 13H50V14H51ZM72 13H73V12H72ZM74 13H75V12H74ZM78 13H79V12H78ZM90 13H91V12H90ZM109 13H108V15H109ZM112 13H114V12H112ZM119 13H120V12H119ZM160 13H161V11H160ZM165 13H166V12H165ZM222 13H219V14H222ZM225 13H226V12H225ZM235 13H236V12H235ZM235 13H234V14H235ZM242 13H243V12H242ZM242 13H241V14H242ZM245 13H246V12H245ZM19 14H20V13H19ZM81 14H83V13L81 12ZM94 14H95V13H94ZM115 14L118 15V13H115ZM126 14H127V13H126ZM128 14H129V13H128ZM130 14H131V13H130ZM143 14H145V15H143ZM154 14H155V13H154ZM166 14H167V13H166ZM171 14H172V13H171ZM217 14H218V13H217ZM237 14H240V13H237ZM247 14H248V13H247ZM250 14H251V13H250ZM25 15H26V14H25ZM29 15H30V14H29ZM48 15H49V14H48ZM61 15H62V11H61ZM61 15H60V16H61ZM66 15H67V14H66ZM77 15H78V14H77ZM84 15H85V14H84ZM91 15H92V13H91ZM100 15H101V14H100ZM102 15H103V13H102ZM102 15H101V16H102ZM108 15H106V16L108 17ZM110 15H112V16H111L112 18H113V17H116V15L113 16L114 14H111V13H110ZM110 15H109V17H110ZM157 15L159 16V13H158ZM160 15H161V14H160ZM232 15H233V14H232ZM12 16H13V17H12ZM32 16H34V14H33ZM60 16H59V18H56V19H60V18L62 17V16H61V17H60ZM71 16H72V15H71ZM82 16H83V15H82ZM86 16H87V15H86ZM123 16H124V15H123ZM128 16H129V15H128ZM134 16H135L136 18H134ZM137 16H138V15H137ZM158 16H157V17H158ZM220 16H221V15H220ZM238 16H239V15H238ZM18 17H19V16H18ZM30 17H31V16H30ZM34 17H35V16H34ZM55 17H58V16H54V18H55ZM72 17H73V16H72ZM77 17H80V14H79ZM83 17H84V16H83ZM90 17H91V16H90ZM99 17H100V16H99ZM102 17H103V16H102ZM102 17H101V18H102ZM104 17H105V16H104ZM227 17H228V16L224 17V19L227 18ZM239 17L241 18V16H239ZM65 18H67V17H65ZM84 18H85V17H84ZM105 18H106V17H105ZM112 18H111V20H112ZM130 18H131V17H130ZM145 18L143 17V21H144ZM149 18H150V17H149ZM149 18H148V19H149ZM153 18H154V16H153ZM189 18H190V17H189ZM192 18H193V17H192ZM212 18H213V17H212ZM212 18H211V21H212V20H215V19H212ZM217 18L219 19V16H218ZM61 19H62V18H61ZM61 19H60V21L62 22ZM63 19H64V18H63ZM69 19H70V18H68V21H69ZM108 19H109V18H108ZM132 19H130V20H132ZM151 19H152V18H151ZM167 19H168V18H167ZM209 19H210V18H209ZM220 19H221V18H220ZM232 19H233V18H232ZM236 19H237V18H236ZM31 20H32V19H31ZM49 20H50V19H49ZM70 20H72V19H70ZM79 20H80V18H79ZM101 20H103V19H101ZM101 20H100V21H101ZM141 20H142V19H141ZM169 20H170V19H169ZM183 20H184V19H183ZM188 20H189V19H188ZM197 20H198V19H197ZM206 20H207V19H206ZM216 20H217V19H216ZM225 20H226V19H225ZM228 20H229V19H228ZM18 21H19V20H18ZM45 21H46V19H45ZM52 21H53V17H52L51 22H52ZM57 21H58V20H57ZM57 21H56V22H57ZM64 21H65V20H64ZM86 21H88V20H86ZM89 21H90V19H89ZM106 21H107V20H105L104 23H103V21H102L101 23H103V24H102V25L100 24L101 26H100V25H97V26H96L97 23L94 21V24L96 23V24H95L96 28H95V27L93 28V26H91L93 29H95V30L97 29V30H96V33H97V31H98V33H97L98 35H95V33H94L95 30H94L93 32H92L91 30L89 31V32L94 33L93 35H95V37L98 36V37H99V40H100V43L102 42V44H104V47H106L105 49H107V52H106L104 49H103V50L101 49V50H102V53L105 51L104 53H105V55L107 54V57H108V58L106 59L105 64L102 65V64L99 63L100 65L104 66L103 68H105V69L103 70V74H102L101 79H100V77L98 76L99 79H100V82L97 81V82H98V85H97V86H98V92H99L100 95L104 96V98L107 96V98L109 97V98L118 99V100H119V99H120V100H121V99H124V102L121 101V102H123V105H122L121 103H120L119 105H122V106L124 107L125 110L123 111L122 114H115V113H113V111H108V110H105V109H104V110H105V112H104V110L102 109L101 106H100L101 108L99 107L98 109L94 108V106H91L92 108L89 107V109L87 110L86 113H87L88 115H90L91 117H93V119H95V116H96V118H97L101 113H102V114H103V113L106 114V115L103 114V117L106 116V117L104 118V119H105V123H104V124L107 125V126H109V127H105V126L103 127V126H101V125L96 124V122H93V121H90V120H88V119H86V118H83V117H81V116L75 115L72 111H71L72 113L69 112L68 110H66L65 108H63V107L61 106L62 104H61L60 100H59V101L56 100V102H55V100H54L55 104H52V100H51V101L49 100V101L51 102V104H50V102L48 101L50 106H48V104H42V102H39V101L36 100V99H35V100H31V98L34 99V95H36V94H38V93L40 94V92H39L40 89H41V88L43 87V85L46 83V82H44L45 80H44V81H43V80H39V79H38L39 81H38V80H35L34 77H33V75H34L33 73H32L33 75L31 74V76L33 77V79L30 78L31 76H29V78H28V76H27V79H26V76L21 75L20 73H14V71L11 72V73H9V74H7V75H9V76H8V80H7V81L9 82V83H8V84H9V88H8V89L5 88V90L2 88V90H1L2 93H3V95H4V94H5V95H8L9 92L14 91V92L17 93V94H16V93H13L14 96H15V97L17 96V97H19V98H15V97H14V100L16 99L15 101H14V100H13V101H7V100H9V99H7L6 101H2L3 99L0 100V112L5 111V110L12 109L13 107L15 108L16 106H18V104H21V103H22V100H23V103L26 102V104H24V105H41V106H45V107H56V108H60V109H63L64 111H66L67 113H69V114H71V115H73V116H76V117H79V118L85 119V120H87V121H89V122H91V123H93V124H95V125H97V126H100V127L106 128V129L108 128L107 130H109V131H110V132H111V133H112V134H113L118 140H120V141H121V139H119V138L114 134V130H112V128L109 129L110 126H112V124H113V125H116L117 127L122 128V131H123L124 134L127 135V136H133L134 134L136 135L137 132H139V134H137L138 136L141 135V134H140L141 131H137L136 129L138 128V130H141V129H140V126L151 125V123H152L153 121L150 122V121H149L150 118L145 117V116H141V115H140V113H144V114L146 113V114H147V109H146V112H145V110H143V109H142L143 112H142V111L140 112V111H138V109H132V108H131V107L133 106L132 104H135V103H136L135 100L137 99V96L139 97L140 94L137 95V96H136V95L134 96V92H131V88H130V90L127 89L128 86H126V85H128V84L125 83L126 81L124 82L125 84L121 85V83H122L121 80H122V79L126 80V79L128 78V76H126L125 72H127V70H128L129 68H131V67H129L128 65H129L130 63H132V62H128V63H127V61H132V58H133V56L135 55V59L133 58V59L135 60V62H134V60H133V63H136V57H137V56H136V55H137L136 53H137V50H138L140 47H143V46L145 45V44H144V42H145L144 40H145V39H144L143 41L141 40V37H142V36H141V37H140V36H139V37H136V36H137V35H136V34H137L136 31L139 32V30L136 29V28H138L137 26L140 27V24H141L143 21H141V23H140L139 25H138V24L136 25V23H135L134 20H133V22L135 23V24L133 23V24H134L133 29L130 30V29H131V28H130V29H129V32H127V29H126V30L121 29V27L124 28V26L127 25L126 22H125V25H124V24H121L122 22L124 23V20L122 21V19H121V20H120L121 23L119 22V23H120V25H119L120 28H119V26H116L115 28L113 27L114 30H117V29H116L117 27L121 30L120 32H122V34H119L120 32H119V29H118V34H119V36L117 35V32H116V31H115V32H116V33H115L116 35L113 34L114 32L112 33L113 35H111V34L108 33L110 36H109L108 34L105 33V32H106V29H105V28L108 29V27H106V26H107ZM108 21H110V20H108ZM117 21H118V20H117ZM126 21H127V22L129 21V17H128V20L126 19ZM135 21H136V20H135ZM139 21H140V20H139ZM152 21H153V20H152ZM203 21H204V20H203ZM208 21H210V20H208ZM211 21H210V22H211ZM220 21H221V20H220ZM37 22H38V21H37ZM61 22H59V23H61ZM75 22H76V21H75ZM75 22H74L73 24H75ZM129 22L132 23V21H129ZM129 22H128V25H129V24L131 25V23H129ZM148 22H149V21H148ZM154 22H155V21H154ZM154 22H153V23H154ZM162 22H163V21H162ZM162 22H161V23H162ZM186 22H187V21H186ZM204 22H205V21H204ZM214 22L216 23V21H214ZM229 22H232V21H229ZM39 23H40V22H39ZM59 23H58V24H59ZM69 23H70V22H69ZM69 23H68V25H69ZM71 23H72V21H71ZM138 23H139V22H138ZM143 23H144V22H143ZM149 23H150V22H149ZM172 23H173V22H172ZM181 23H182V22H181ZM200 23H201V21H200ZM200 23H199V24H200ZM202 23H203V22H202ZM202 23H201V24H202ZM206 23H207V22H206ZM206 23H204V24H206ZM234 23H235V22H234ZM37 24H38V23H37ZM40 24H41V23H40ZM40 24H39V25H40ZM43 24H44V23H43ZM49 24H50V23H49ZM87 24H88V22H87ZM110 24H111V23H110ZM144 24H145V23H144ZM144 24H142V25H144ZM168 24H170V23H168ZM199 24H198V25H199ZM201 24H200V25H201ZM225 24H226V23H225ZM55 25H56V24H55ZM55 25H54V26H55ZM66 25H67V24H66ZM135 25H136V27H135ZM150 25H151V24H150ZM154 25H155V24H154ZM170 25H171V24H170ZM172 25L174 26L175 24H172ZM180 25H181V24H180ZM183 25H184V24H183ZM187 25H189V23H187V24L184 25V26L188 27ZM190 25H192V24H190ZM193 25H194V24H193ZM209 25H210V24H209ZM213 25H214V24H213ZM226 25H227V24H226ZM230 25H231V24H230ZM235 25H236V24H235ZM41 26H42V24H41ZM48 26H49V25H48ZM60 26H61V25H60ZM70 26H71V24H70ZM70 26H69V27H70ZM81 26H83V25H81ZM88 26H89V24H88ZM98 26H99V27H98ZM108 26H109V25H108ZM131 26H132V25H131ZM148 26H149V25H148ZM148 26H146V27H148ZM158 26H159V25H158ZM201 26H202V25H201ZM201 26H200V27H201ZM219 26H220V24H219ZM219 26H218V27H219ZM37 27H38V26L36 25V28H37ZM57 27H58V26H57ZM61 27H62V26H61ZM63 27H65V26H63ZM86 27H87V26H86ZM89 27H90V26H89ZM89 27H88V28H89ZM97 27H98V28H97ZM126 27H127V26H126ZM134 27H135V28H134ZM143 27H144V26H143ZM161 27H163V26H161ZM196 27L199 29V26L196 25ZM203 27H204V26H203ZM205 27H206V25H205ZM207 27H208V25H207ZM210 27H211V25L209 26V28H210ZM213 27H214V26H213ZM213 27H212V28H213ZM215 27H216V26H215ZM218 27H217V28H218ZM234 27H235V26H234ZM38 28H39V27H38ZM45 28H46V27H45ZM53 28H54V27H52V29H51V27H50L48 30H43L42 28H41V29L39 28V30H38V31L40 32L39 35H42V37H44V36L46 35L45 33H48V35H49V32H50V34H51V32L54 30ZM73 28H74V27H73ZM127 28H129V26H128ZM140 28H141V27H140ZM148 28H150V27H148ZM157 28H158V27H157ZM165 28H166V27H165ZM178 28H179V27H178ZM182 28H184V27L182 26ZM194 28H195V27H193V28L190 27L191 31H192V29H194ZM212 28H211V29H212ZM226 28H227V27H226ZM228 28H229V26H228ZM228 28H227V29H228ZM46 29H47V28H46ZM56 29H57V28H56ZM69 29H71V28H69ZM82 29H84V28H82ZM82 29H81V30H82ZM85 29H86V28H85ZM90 29H91V28H90ZM103 29H104L105 31H104ZM109 29H110V27H109ZM109 29H108V30H109ZM134 29H136V31H133ZM161 29L163 30V28H161ZM168 29H169V28H168V26H167V30H166V31H169ZM230 29H232V28H230ZM236 29H237V28H236ZM10 30H9V31H10ZM42 30H43V31H42ZM62 30H63V29H62ZM62 30H60V31H62ZM65 30H66V29H65ZM74 30H75V28H74ZM76 30H77V29H76ZM76 30H75V32H77ZM86 30H88V29H86ZM102 30H103V31H102ZM114 30L112 29L111 31H114ZM141 30H142V29H141ZM146 30L149 31L148 29H146ZM175 30H176V29H175ZM184 30H185V29H184ZM184 30H183V31H184ZM188 30H189V27H188ZM194 30H196V29H194ZM194 30H193V35H190V34H189L190 36H192V38H193L194 35H196V32H197V33L199 32V31L197 30V31L195 32V34H194ZM199 30H203L202 27H201V29H199ZM205 30H206V28H205ZM205 30H203V31H205ZM208 30H209V29H208ZM31 31H32V30H31ZM31 31H30V32H31ZM60 31H59V32H60ZM63 31H64V30H63ZM82 31H85V30H82ZM101 31L103 32V35L101 34V35L99 36V34L102 33ZM124 31H126L127 33L125 32V33L123 34ZM132 31H133L132 34H135V35H133V36H135V37H130V34H129V33H131ZM180 31H182V30H180ZM191 31H190V32H191ZM203 31H200V32L204 33ZM211 31H212V30H211ZM216 31H217V30H216ZM218 31H219V30H218ZM221 31H222V30H221ZM221 31H220V33H222ZM229 31H230V30H229ZM261 31H262V30H261ZM35 32H37V31H35ZM35 32H34V33H35ZM56 32H57V31H56ZM65 32H66V31H65ZM108 32H110V31H108ZM134 32H135V33H134ZM140 32H141V31H140ZM140 32H139V33H140ZM142 32H143V31H142ZM160 32H161V31H160ZM184 32H186V31H184ZM200 32H199V33H200ZM205 32H206V34H207V30H206ZM209 32H210V31H208V33H209ZM231 32H232V31H231ZM263 32H264V31H263ZM34 33H33V34H34ZM67 33H68V31H67ZM67 33H66V34H67ZM72 33H73V32H71V34H72ZM80 33H81V32H80ZM92 33H90V34H92ZM146 33H147V32H146ZM162 33H163V32H162ZM186 33H189V32H186ZM13 34H12V35H13ZM28 34L30 35V33H28ZM35 34L37 35V33H35ZM63 34H64V33H63ZM73 34H74V33H73ZM86 34H87V37H89L88 32H87ZM104 34H105V35H104ZM132 34H131V36H132ZM141 34H142V33H140V35H141ZM143 34H144V32H143ZM155 34H156V33H155ZM164 34H165V32H164ZM172 34H173V33H172ZM178 34H179V33H178ZM182 34H183V33H181V35H182ZM206 34L204 33V36H207V35H208V34H207V35H206ZM232 34H233V33H232ZM4 35H5V34H4ZM51 35H53V34H51ZM51 35H50V36H51ZM54 35H56V33H55ZM74 35H75V34H74ZM81 35L83 36L84 33H83V34L81 33ZM93 35H92V36H93ZM114 35H115V36H114ZM151 35H152V34H151ZM157 35H158V34H157ZM159 35H161V34H159ZM173 35H174V34H173ZM173 35H172V36L170 35V36L173 37ZM175 35H176V33H175ZM181 35H180V37H181ZM185 35H186V34H184V36H185ZM187 35H188V34H187ZM197 35H198V34H197ZM202 35H203V34H202ZM214 35H215V34H214ZM261 35H262V34H261ZM261 35H260V36H261ZM32 36H33V35H32ZM67 36H68L67 38L64 36V37L67 39V40L65 39V40H66V44H67V46H65V47H67V49L64 48V50H66V52H67V50L70 48V49L68 50V52H67V53H69L70 50H72V51L75 50V48H76L78 45H77V46L75 45V40H74L75 37H73L72 35H71V36L67 35ZM75 36H76V35H75ZM111 36L113 37L112 39H111ZM120 36H121V38H120ZM144 36H145V35H144ZM146 36H147V35H146ZM163 36H164V35H163ZM166 36H167V35H166ZM182 36H183V35H182ZM198 36H200V35H198ZM253 36H254V35H253ZM253 36H252V37H253ZM4 37H5V36H4ZM9 37H11V36L9 35ZM27 37H28V36H27ZM34 37H35V36H34ZM84 37H85V35H84ZM84 37H83V38H84ZM87 37H85V40L83 41V44H82L83 46L81 45V46H79V48L77 47V51L81 52L80 50H82V51L84 52L83 49H88V48H86V47H87L86 45L84 46L85 43H88V41L86 42V40L88 39ZM98 37H96V38L98 39ZM147 37H148V36H147ZM171 37H170V38H171ZM176 37L178 38V39H176V40H178V42H179V40H181V39L183 38V37H182V38L178 37V35H176ZM186 37H187V39L184 37L183 40H186V41H185L186 44H187V41H188L189 47L192 46V44L194 43L193 41H195V40L198 38V37H196V38H194L195 40L193 39V41H192L191 39L188 38L189 36H186ZM194 37H195V36H194ZM200 37H201V36H200ZM209 37H210V36H209ZM209 37H208V38H209ZM214 37H215V36H214ZM0 38H1V37H0ZM7 38H8V37H7ZM22 38H21V39H22ZM36 38H37V37H36ZM80 38H81V37H80ZM83 38H82V40H83ZM86 38H87V39H86ZM90 38H91V37H90ZM90 38H89V39H90ZM96 38H95V39H96ZM109 38H110V40H109ZM134 38H135V39H134ZM136 38H137V39H136ZM145 38H146V37H145ZM157 38H158V37H157ZM161 38H162V37H161ZM168 38H169V37H168ZM179 38H180V39H179ZM204 38H206V37H204ZM204 38L202 37V40H203ZM210 38H211V37H210ZM217 38H218V37H217ZM225 38H226V37H225ZM253 38H254V37H253ZM261 38H262V37H261ZM4 39H5V38H4ZM9 39H10V38H9ZM25 39H26V38H23V41H24ZM28 39H29V38H28ZM39 39H40V37H39ZM48 39H49V37L46 38V42H44L43 45H48V44H49V40H48ZM51 39H52V38H51ZM78 39H79V38H78ZM89 39H88V40H89ZM92 39H94V37H93ZM146 39H147V38H146ZM153 39H156V37L153 38ZM158 39H159V38H158ZM188 39H189V40H188ZM199 39H200V38H199ZM199 39H198V40H199ZM247 39H248V38H247ZM6 40H7V39H6ZM26 40H27V39H26ZM36 40H37V39H36ZM41 40H42V39H41ZM60 40H61V39H60ZM80 40H81V39H80ZM148 40H150V39H148ZM160 40H161V43H162L163 38L160 39ZM173 40L175 41L174 38H173ZM205 40H206V39H205ZM224 40H225V39H224ZM228 40H229V39H228ZM12 41H13V40H12ZM31 41H32L31 43H33V40H31ZM43 41H45V40L43 39ZM51 41H52V40H51ZM53 41H54V40H53ZM92 41H93V40H92ZM97 41H98V40H97ZM155 41H156V40H155ZM155 41H154L155 44L152 43V47H153V46H154V47L157 46V48H158V46L160 45V44H159V40H157L156 42H155ZM165 41H166V40H165ZM189 41H190V42H189ZM191 41H192L193 43H191ZM225 41H226V40H225ZM230 41H231V40H230ZM250 41H251V39H250ZM252 41H254V39H253ZM19 42H20V41H19ZM25 42H26V41H25ZM34 42H35V40H34ZM37 42H38V41H37ZM41 42H42V41H41ZM59 42H60V41H59ZM95 42H96V41H95ZM113 42H116V44L118 43V47H117V45H116V47H115V45L113 46ZM150 42H151V41H150ZM150 42H149L148 44L145 42V43L147 44V45H146L147 48H148V45L150 44ZM152 42H153V41H152ZM169 42H171V41H169ZM169 42H168V44H169ZM181 42H182V40H181ZM183 42H184V41H183ZM183 42H182V44H183ZM185 42H184V43H185ZM201 42H202V41H201ZM205 42H206V41H205ZM232 42H233V41H232ZM255 42H256V41H255ZM15 43H16V41H15ZM15 43H14V44H15ZM27 43H29V42H27ZM27 43H26L25 45H28V48H29V44H27ZM53 43H54V42H53ZM57 43H58V41L56 42V44H57ZM63 43H64V41H63ZM80 43H81V41H80ZM80 43H79V44H80ZM132 43H133V44H132ZM173 43H174V42H173ZM195 43H197V42H195ZM207 43H210V42H207ZM217 43H218V41H217ZM220 43H221V42H220ZM227 43H228V42H227ZM253 43H254V42H253ZM256 43H257V42H256ZM7 44H8V43H7ZM16 44H17V43H16ZM23 44H24V43H22V45H23ZM33 44H34V43H33ZM37 44H39V43H37ZM37 44H36V45H37ZM41 44H42V43H41ZM56 44H55V45H56ZM64 44H65V43H64ZM93 44H94V43H93ZM102 44H101V45H102ZM105 44H107V45L105 46ZM110 44H111V45H110ZM130 44H132V46H131ZM163 44H164V43H163ZM163 44H162V45H163ZM175 44H176V46H177L178 43H175ZM186 44H184V45H186ZM223 44H224V43H223ZM241 44H242V42H241ZM243 44H244V43H243ZM243 44H242V45H243ZM254 44H255V43H254ZM260 44L262 45V43H260ZM25 45H23V46H25ZM50 45H51V43H50ZM58 45H59V44H58ZM61 45H62V44H61ZM87 45H88V44H87ZM89 45H91V44H89ZM133 45H134V46H133ZM165 45L167 46V43H166ZM206 45H207V44H206ZM219 45H220V44H219ZM225 45H226V44H225ZM231 45H232V44H231ZM235 45H236V44H235ZM239 45H240V44H239ZM249 45H252V44L250 43ZM18 46H20V45H18ZM41 46H42V45H41ZM51 46H52V45H51ZM102 46H103V45H102ZM146 46L143 47L144 50L147 49ZM168 46H173V44H172V45H168ZM174 46H175V45H174ZM174 46H173V47H174ZM179 46H180V44H179ZM182 46H183V45H182ZM193 46H194V45H193ZM196 46H197V44H196ZM196 46H195V48H196ZM232 46H234V45H232ZM44 47H45V46H44ZM53 47H54V46H53ZM58 47H59V46H58ZM58 47H57V48H58ZM83 47H85V48H83ZM88 47H89V46H88ZM93 47H95V46H93ZM108 47H111V49H108ZM152 47H151V48L149 47V48L152 49ZM163 47H164V46H163ZM189 47H188V48H189ZM229 47H230V46H229ZM249 47H250V46H249ZM249 47L247 48L248 51H249V49H250ZM256 47H257V46H256ZM263 47H264V46H263ZM47 48H48V47H47ZM62 48H63V47H62ZM96 48H97V44H96ZM100 48H101V46H100ZM100 48L98 47V49H100ZM155 48H156V47H155ZM167 48H168V47H167ZM178 48H179V47H178ZM182 48L184 49L185 46L182 47ZM190 48H191V47H190ZM190 48H189V49H190ZM195 48H194V49H195ZM201 48H202V47H201ZM225 48H226V46H225ZM237 48H238V47H237ZM237 48H236V49H237ZM243 48H244V47H243ZM253 48H254V47H253ZM38 49L41 50L40 48H38ZM60 49H61V48H60ZM91 49H92V48H91ZM143 49H140V50H141V51H144ZM165 49H166V47H165ZM165 49L159 46V49H158V50H157V49H155L156 51L151 50V51H149V53L147 52V51L149 50V49H148L145 53H146V54L148 53V56H149V57H147V55H146V58H148L147 60H150V62L147 61L146 65H145V68H147L146 66H149V65H147V64H149V63L151 64L152 61H154V62L157 61L156 63L158 64V61H159V60H160V61H161V60L163 61L164 57H168V58H169V55L167 56V55H166V52H163V51H165ZM171 49H172V48H171ZM176 49H177V47H176ZM189 49H188V50H185V51H187V53H188ZM198 49H199V48H198ZM206 49H207V48H206ZM227 49H228V48H227ZM229 49H230V48H229ZM241 49H242V48H241ZM257 49H258V48H257ZM43 50H44V49H43ZM58 50H59V49H58ZM64 50H63V51H64ZM92 50H94V49H92ZM101 50H100V51H101ZM116 50H117V51H116ZM172 50H174V49H172ZM179 50H181V49H179ZM196 50H197V49H196ZM222 50H223V48H222ZM230 50H231V49H230ZM254 50H255V49H254ZM89 51H91V50H89ZM94 51H95V50H94ZM118 51H119V52H122L121 54L124 55V57L121 59V57L117 55L118 57H120L121 60H120L119 58H118V59L120 60L121 63H118V64H117V62L114 61L115 64H117V65L114 67L113 64H112V62H113V61H112V57H113V55L116 54ZM167 51H170V50L168 49ZM174 51H175V50H174ZM176 51H178V50H176ZM200 51H201V49H200ZM200 51H199V52H200ZM210 51H211V50H210ZM228 51H229V50H228ZM233 51H234V50H233ZM233 51H231V52H233ZM245 51H246V49H245ZM248 51H247V52H248ZM258 51H259V50H258ZM258 51H256V52H258ZM37 52H40V51L37 50ZM37 52H36V53H37ZM49 52H50V51H49ZM51 52H54V50L51 51ZM55 52H56V49H55ZM115 52H116V53H115ZM170 52H171V51H170ZM183 52H184V50H183ZM183 52H182V56H184V55H183ZM193 52H194V51H193ZM195 52H196V51H195ZM195 52H194V53H195ZM236 52H238V51L236 50ZM239 52H241V50H240ZM249 52H250V51H249ZM40 53H41V52H40ZM62 53H64V52H62ZM62 53H61V54H62ZM67 53H64V54L67 55ZM84 53H85V52H84ZM91 53H92V52H91ZM93 53H94V52H93ZM96 53H97V52H96ZM138 53H139V52H138ZM142 53H143V52H142ZM145 53H144V54H145ZM163 53H165V56L163 57V59H161V57L164 55ZM168 53H169V52H168ZM168 53H167V54H168ZM172 53H173V51H172ZM172 53H170V55H171ZM175 53H176V52H175ZM179 53H180V52H178V54H179ZM189 53H190V52H189ZM189 53H188V54H189ZM191 53H192V50H191ZM37 54H38V53H37ZM37 54H36V55H37ZM55 54H56V53H55ZM55 54H54V55H55ZM64 54H63V56H64ZM69 54H71V53H69ZM74 54H75V53H74ZM79 54H81V53H78V55H79ZM85 54H86V53H85ZM140 54H141V52L139 53V55H140ZM162 54H163V55H162ZM184 54H185V53H184ZM239 54H240V53H239ZM245 54H247V53H245ZM254 54H256V53H254ZM254 54H253V55H254ZM258 54H259V53H258ZM36 55H35V53H34L33 56L35 57ZM41 55H42V53H41ZM58 55H59V54H58ZM88 55H89V54H88ZM88 55H87V56H88ZM96 55H98V54H96ZM102 55H103V54H102ZM105 55H104V56H105ZM139 55H138V57H139ZM186 55H187V54H185V57L189 58V57L186 56ZM190 55H191V54H190ZM196 55H197V53H196ZM229 55H230V54H229ZM231 55H233V54L231 53ZM241 55H242V53H241ZM247 55L249 56L248 58L251 57L249 53H248ZM38 56H39V54H38ZM38 56H36V57L38 58ZM52 56H53V54H52ZM68 56H69V55H68ZM72 56H73V55H72ZM72 56H71V57H72ZM84 56H86V55H84ZM117 56H116V57H117ZM141 56H142V54L140 55V57H141ZM143 56H144V55H143ZM172 56H174V55L172 54ZM176 56H177V55L175 54V57H176ZM182 56H181V54H180V57H181V58H182ZM193 56H194V55H193ZM209 56H210V54H209ZM211 56H212V55H211ZM224 56H225V55H224ZM236 56H237V55H236ZM236 56H235V57H236ZM256 56H257V54H256ZM262 56H263V55H262ZM29 57H30V56H29ZM50 57H51V56H50ZM71 57H70V58H71ZM77 57H78V56H77ZM88 57H90V56H88ZM88 57H86V58H88ZM94 57H96V56H94ZM116 57H115V58H116ZM131 57H132V58H131ZM175 57H174V58H175ZM178 57H179V56H178ZM178 57H176V58H178ZM180 57H179V59H180ZM207 57H208V55H207ZM222 57H223V56H222ZM226 57H227V56H226ZM233 57H234V56H233ZM41 58H42V57H41ZM41 58H40V60H41ZM48 58H49V57H48ZM68 58H69V57H68ZM86 58H85V59H86ZM141 58H144V60L146 61L145 57H141ZM191 58H192V57H191ZM191 58H189V59H191ZM218 58H219V57H218ZM224 58H225V57H224ZM259 58H260V57H259ZM263 58H264V57H263ZM43 59H44V57H43ZM43 59H42V60H43ZM53 59H54V58H53ZM57 59H58V57H57ZM94 59H95V58H94ZM104 59H105V57H104ZM118 59L116 58V60H118ZM130 59H131V60H130ZM139 59H140V58H139ZM166 59H167V58H166ZM169 59H170V58H169ZM169 59H168V60H169ZM182 59H184V58H182ZM189 59H187V60L190 61ZM195 59H196V58H195ZM236 59H239V58H236ZM241 59H242V57H241ZM241 59H240V60H241ZM42 60H41V61H42ZM71 60H72V59H71ZM71 60H70V61H71ZM83 60H84V59H83ZM92 60H93V59H92ZM97 60H98V58H97ZM113 60H114V59H113ZM176 60H178V59H176ZM176 60H174V61L172 60L173 62H175L174 64H176ZM180 60H181V59H180ZM187 60H181V61L179 62V64L181 65V66L179 67V68H180V72H181L179 75L188 72V74L186 75V76H187L186 78H188V79L191 80L192 77L195 76V75H193V74H196L197 72L195 71V67H194V63H195V62L192 63V64H189V63H191V62L188 63ZM191 60H192V59H191ZM201 60H202V59H201ZM232 60H233V58H232ZM242 60H243V59H242ZM242 60H241V61H242ZM248 60H249V59H248ZM253 60H255V59H253ZM253 60H252V61H253ZM256 60H257V59H256ZM259 60H260V59H259ZM64 61H65V59H64ZM68 61H69V60H68ZM72 61H73V60H72ZM89 61H90V60H89ZM94 61L97 62L96 60H94ZM141 61H142V59H141ZM178 61H179V60H178ZM192 61H193V60H192ZM202 61H203V60H202ZM210 61H211V60H210ZM215 61H216V59H215ZM228 61H229V59H228ZM243 61H244V60H243ZM250 61H251V60H250ZM260 61H261V60H260ZM65 62H66V61H65ZM81 62H82V61H81ZM81 62H79V63H81ZM148 62H149V63H148ZM168 62H171V59H170ZM244 62H245V61H244ZM258 62H259V61H258ZM92 63H93V62H92ZM97 63H98V62H97ZM103 63H104V60H103ZM125 63L128 64L127 66H128L129 68H128L127 66L125 67V65H124ZM133 63H132V64H133ZM139 63H140V62H139ZM156 63H155V64H156ZM159 63H160L161 65H163V64L165 63V61H164V63H163V62H159ZM162 63H163V64H162ZM177 63H178V62H177ZM197 63H199V62H197ZM203 63H205V62L203 61L202 64H203ZM213 63H214V62H213ZM225 63H227V62H225ZM228 63H230V62H228ZM239 63H240V62H239ZM256 63H257V62H256ZM61 64H62V63H61ZM67 64H68V63H67ZM76 64H77V63H76ZM95 64H96V63H95ZM115 64H114V65H115ZM136 64H137V63H136ZM141 64H143V63H141ZM144 64H145V62H144ZM155 64H154V66H153V64H152L151 66H153V67H156V66H157V68H158V66H159V68H161V65H160V64H158V65H156V66H155ZM168 64H169V63H168ZM171 64H172V63H171ZM200 64H201V63H200ZM200 64H199V65H200ZM205 64H206V63H205ZM230 64H231V63H230ZM51 65H52V64H51ZM54 65H55V64H54ZM69 65H70V64H69ZM130 65H131V64H130ZM137 65H138V64H137ZM137 65H135V66H137ZM165 65H166V64H165ZM199 65H197L196 67H198ZM213 65H215V64H213ZM228 65H229V64H228ZM249 65H250V64H249ZM254 65H255V64H254ZM254 65H253L252 67H254ZM256 65H257V64H256ZM258 65H259V63H258ZM262 65H263V61H262ZM262 65H260V66H262ZM62 66H63V65H62ZM90 66H91V64H90ZM102 66H101V67H102ZM112 66H113V67H112ZM133 66H134V65H133ZM139 66L142 67V65H140V64H139ZM139 66H138V67H139ZM151 66H149V67H151ZM163 66H164V65H163ZM163 66H162V67H163ZM166 66H167V65H166ZM166 66H165V68H169L168 66H167V67H166ZM169 66H171V65H169ZM176 66H177V64H176ZM206 66H207V65H206ZM208 66H209V65H208ZM232 66H233V65H232ZM260 66H259V67H260ZM63 67H64V66H63ZM92 67H93V66H92ZM143 67H144V66H143ZM153 67H152V68H153ZM200 67H201V66H200ZM202 67H203V66H202ZM202 67H201V70H203ZM216 67H218V66H216ZM223 67H224V65H223ZM227 67H228V66H227ZM247 67H248V66H247ZM263 67H264V66H263ZM49 68H50V66H49ZM65 68H66V66H65ZM127 68H128V69H127ZM152 68H150V69H152ZM165 68L160 69V71H161V70H163V71L166 70ZM174 68H176V67H174ZM174 68H173V70H174ZM177 68H178V67H177ZM203 68H204V67H203ZM211 68H212V66H211ZM224 68H226V67H224ZM250 68H251V66H250ZM250 68H248V69H250ZM255 68H258V67H254V69H255ZM100 69H101V68H100ZM132 69H133V68H132ZM141 69H142V68H141ZM155 69H156V68H155ZM171 69H172V66H171ZM198 69H199V68H198ZM216 69H217V68H216ZM233 69H234V67H233ZM233 69H232V70H233ZM243 69H244V67H243ZM252 69H253V68H252ZM36 70H37V69H36ZM47 70H48V69H47ZM68 70H69V68H68ZM134 70H135V69H134ZM134 70H132V71H134ZM143 70H145V69H143ZM153 70H154V69H153ZM153 70H152V73H153L154 76H155V72H157V71L154 70V72H153ZM176 70H177V69H176ZM204 70H205V69H204ZM225 70H227V68H226ZM232 70H231V71H232ZM240 70H241V67H240ZM257 70H258V69H257ZM259 70H262V69H259ZM34 71H35V70H34ZM130 71H131V70H130ZM130 71H128V72H130ZM136 71H137V70H136ZM136 71H135V72H136ZM141 71H142V70H141ZM141 71H140V72H141ZM146 71H148V69H147ZM146 71H145V74H146ZM150 71H151V70H150ZM166 71H169V70H166ZM194 71H195L196 73H195ZM197 71H198V70H197ZM209 71H210V70H209ZM223 71H224V70H223ZM253 71H255V70H253ZM47 72H48V71H47ZM170 72H172V71L170 70ZM173 72H174V71H173ZM202 72H203V71H202ZM206 72H207V71H206ZM210 72H211V71H210ZM225 72H226V71H225ZM225 72H224V73H225ZM232 72H233V71H232ZM232 72H231V73H232ZM240 72H241V71H240ZM245 72H246V70H245ZM248 72H249V71H248ZM250 72H251V71H250ZM255 72H256V71H255ZM257 72H260V71H257ZM263 72H264V71H261L262 74H263ZM35 73H36V72H35ZM67 73H69V72H67ZM130 73H131V72H130ZM136 73H138V71H137ZM141 73H142V72H141ZM147 73H148V72H147ZM176 73H177V72H175V75H176ZM199 73H200V72H199ZM204 73H205V71H204ZM207 73H208V72H207ZM207 73H206V77H205V78H208V77H209V76H207ZM211 73H212V72H211ZM213 73H214V72H213ZM226 73H227V72H226ZM226 73H225V74H226ZM251 73H252V72H251ZM261 73H260V74H261ZM44 74H45V73H44ZM44 74H43V75H44ZM69 74H70V73H69ZM69 74H68V75H69ZM123 74H125L126 78L123 76ZM127 74L129 75V73H127ZM134 74H135V73H134ZM142 74H143V73H142ZM142 74H141V75H142ZM145 74H144V75H145ZM153 74H152V75H153ZM156 74H157V73H156ZM158 74H159V73H158ZM161 74H163V73H161ZM240 74H241V73H240ZM243 74H245V73H243ZM252 74L254 75V73H252ZM255 74H256V73H255ZM45 75H46V74H45ZM130 75H131V74H130ZM132 75H133V73H132ZM132 75H131V76H132ZM141 75H139V77H140ZM150 75H151V74H150ZM150 75H149V77H150ZM152 75H151V77H153ZM213 75H214V74H213ZM216 75H217V74H216ZM218 75H219V74H218ZM223 75H224V74H223ZM226 75H227V74H226ZM245 75H248V74H245ZM122 76H123L124 78H122ZM157 76H159V75H157ZM162 76H163V75H162ZM170 76H171V74H170ZM177 76H178V74H177ZM182 76H183V75H182ZM182 76H181V77H182ZM200 76H201V75H200ZM203 76H205V75L203 74ZM229 76H231V75H229ZM232 76H233V75H232ZM239 76H240V75H239ZM257 76H258V75H257ZM262 76H263V75H262ZM135 77H136V76H135ZM139 77H138V78H139ZM143 77H144V76H143ZM151 77H150V78H151ZM167 77H168V76H167ZM173 77H174V76H173ZM178 77H179V76H178ZM183 77H184V76H183ZM196 77H197V74H196L195 78H196ZM254 77H255V75H254ZM6 78H7V77H6ZM37 78H39L38 74H37ZM43 78H44V76H43ZM45 78H46V77H45ZM121 78H122V79H121ZM129 78H131V77L129 76ZM140 78H142V77H140ZM140 78H139V79H140ZM153 78H155V77H153ZM153 78H152V79H153ZM158 78H159V77H158ZM164 78H165V77H164ZM164 78H163V79H164ZM171 78H172V77H171ZM171 78H170V79H171ZM186 78L184 77V79H185L184 81H190V80H186ZM210 78H211V75H210ZM248 78H250L249 75H248ZM248 78H247V76H246L245 79H248ZM252 78H253V77H252ZM258 78H259V77H258ZM145 79H146V78H145ZM152 79H150V80H152ZM155 79L157 80V78H155ZM198 79L201 80L202 78H201V79L198 78ZM215 79H216V78H215ZM243 79H244V78H243ZM245 79H244V80H245ZM255 79H256V78H255ZM32 80H33V81H32ZM49 80H50V79H49ZM53 80H54V79H53ZM97 80H98V79H97ZM127 80H128V82H129V79H127ZM142 80H144V79H142ZM153 80H154V79H153ZM156 80H155V81H156ZM158 80H159V79H158ZM167 80H168V78H167ZM174 80H175V79H174ZM217 80H218V79H217ZM244 80H240V81H244ZM46 81H47V80H46ZM50 81H51V80H50ZM56 81H58V80L56 79ZM137 81H138V80H137ZM164 81H165V80H164ZM177 81H178V80H177ZM180 81H181V79H180ZM182 81H183V80H182ZM218 81H219V80H218ZM220 81H221V80H220ZM247 81L249 82V80H247ZM247 81H246V82H247ZM250 81H251V79H250ZM257 81H258V79H257ZM260 81H261V80H260ZM262 81H263V79H262ZM48 82H49V81H48ZM97 82H96V83H97ZM128 82H127V83H128ZM133 82H134V80H133ZM147 82H148V80H147ZM192 82H193V81H192ZM197 82H198V81H197ZM248 82H247V83H248ZM252 82H253V81H252ZM254 82H255V80H254ZM50 83H52V82H50ZM96 83L94 82L95 85H96ZM119 83H120V84H119ZM140 83H141V81H140ZM149 83H150V82H149ZM152 83H153V82H152ZM152 83H150V84H152ZM154 83H155V82H154ZM156 83H157V81H156ZM161 83H162V82H161ZM183 83H184V82H183ZM205 83H206V82H205ZM205 83H204V84H205ZM216 83H217V81H216ZM223 83H225V81H224ZM240 83H241V82H240ZM244 83H245V81H244ZM255 83H256V82H255ZM259 83H260V82H259ZM3 84H4V83H3ZM3 84H2V85H3ZM5 84H7V83H5ZM47 84H49V83H47ZM47 84H46V85H47ZM157 84H158V83H157ZM157 84H156V85H157ZM162 84H165V83H162ZM169 84H170V83H169ZM187 84H188V83H187ZM194 84H195V83H194ZM197 84H198V83H197ZM212 84H213V81H212ZM250 84H251V83H250ZM250 84H249V85H250ZM252 84H253V83H252ZM2 85H1V86H2ZM133 85H134V84H133ZM144 85H145V83H144ZM147 85H148V84H147ZM156 85L154 86V88H156ZM178 85H179V84H178ZM195 85H196V84H195ZM200 85H201V84H199V86H200ZM257 85H258V84H257ZM260 85H261V83H260ZM48 86H50V84H49ZM51 86H52V85H51ZM51 86H50V88H51ZM125 86H126V87H125ZM131 86H132V85H131ZM171 86H172V85H171ZM176 86H177V85H176ZM189 86H190V85H189ZM189 86H188V87H189ZM196 86H197V85H196ZM218 86L220 87L219 83H218ZM222 86H224V85H222ZM258 86H259V85H258ZM3 87H4V85H3ZM7 87H8V85H7ZM44 87H45V85H44ZM46 87H47V86H46ZM129 87H130V85H129ZM134 87H135V85H134ZM138 87H139V86H138ZM147 87H148V86H147ZM147 87H146V88H147ZM151 87H152V86H151ZM158 87H161V86H157V88H158ZM172 87H173V86H172ZM177 87H178V86H177ZM182 87H183V86H182ZM184 87H185V86H184ZM200 87H201V86H200ZM216 87H217V84H216ZM219 87H218V88H219ZM236 87H237V85H236ZM236 87H235V88H236ZM260 87H261V86H260ZM48 88H49V87H48ZM50 88H49V89H50ZM52 88H53V87H52ZM179 88H180V87H179ZM189 88H190V87H189ZM193 88H194V87H193ZM198 88H199V87H198ZM198 88L196 89L197 91H198ZM213 88H214V87H213ZM213 88H211V89H213ZM250 88H251V87H250ZM256 88H257V86H256ZM53 89H54V88H53ZM126 89H127L128 91H127ZM134 89H135V88H134ZM140 89L142 90V88H140ZM151 89H152V88H151ZM159 89H160V88H159ZM161 89H162V87H161ZM191 89H192V88H191ZM194 89H195V88H194ZM211 89H210V92H211ZM221 89H222V87H221ZM221 89H220V90H221ZM242 89H243V88H242ZM263 89H264V88H263ZM9 90H10V91H9ZM157 90H158V89H157ZM157 90H156V91H157ZM199 90H201V89H199ZM234 90H235V89H234ZM246 90H247V89H246ZM252 90H253V89H252ZM261 90H262V89H261ZM7 91H9V92H7ZM129 91H130V92H129ZM148 91H150V90H148ZM156 91H155V92H156ZM159 91H160V90H159ZM159 91H158V92H159ZM163 91H164V90H163ZM174 91H175V89H174ZM201 91H203V90H201ZM214 91H215V90H214ZM217 91H218V90H217ZM136 92H137V88H136ZM138 92H140V91H138ZM138 92H137V94H138ZM141 92H142V91H141ZM141 92H140V93H141ZM169 92H170V91H169ZM172 92H173V91H172ZM175 92H176V91H175ZM184 92H186V91H184ZM187 92H188V91H187ZM203 92H204V91H203ZM208 92H209V91H208ZM0 93H1V92H0ZM2 93L0 94V96H2ZM11 93H12V92H11ZM56 93H57V91H56ZM96 93H97V92H96ZM142 93H144V92H142ZM147 93H148V92H147ZM147 93H146V91H145L144 94H147ZM151 93H152V92H151ZM156 93H157V92H156ZM156 93H155V94H156ZM167 93H168V92H167ZM176 93H177V92H176ZM217 93H218V92H217ZM242 93H243V92H242ZM262 93H263V92H262ZM99 94H98V95H99ZM148 94H150V93H148ZM157 94H158V93H157ZM160 94L162 95L163 92L160 93ZM160 94H158V95H160ZM164 94H166V93H164ZM172 94H173V93H172ZM179 94H180V93H179ZM182 94H183V93H182ZM207 94H208V93H207ZM209 94H210V93H209ZM214 94H216V93L214 92ZM238 94H239V92H238ZM10 95H12V94H10ZM94 95H95V94H94ZM151 95H152V94H151ZM168 95H169V94H168ZM190 95H191V94H190ZM193 95H194V94H193ZM212 95H213V94L211 93V96H212ZM219 95H221V94H219ZM262 95H263V94H262ZM8 96H9V95H8ZM95 96H96V98H97V94H96ZM140 96H141V95H140ZM153 96H154V94H153ZM183 96H184V95H183ZM183 96H182V97H183ZM196 96H197V95H196ZM196 96H195V97H196ZM207 96H208V95H207ZM230 96H231L230 98H232V97L234 96V93H233V96H232V95H230ZM236 96H237V95H236ZM238 96H239V95H238ZM244 96H245V94H244ZM258 96H259V95H258ZM93 97H94V96H93ZM147 97H148V96H147ZM147 97H146V98H147ZM158 97H159V96H158ZM158 97H157V98H158ZM167 97H168V96H167ZM186 97H188V95H187ZM197 97H198V96H197ZM203 97H204V96H203ZM209 97H210V96H209ZM213 97H215V95H213L212 98H213ZM223 97H224V96H223ZM223 97H222V98H223ZM241 97H242V96H241ZM241 97H240V98H241ZM260 97H261V96H260ZM263 97H264V95H263ZM27 98L30 99V100H24V99H27ZM98 98H100V96H99ZM101 98H102V97H101ZM104 98H102V99H104ZM107 98H105V99H107ZM139 98L141 99V97H139ZM139 98H138V99H139ZM144 98H145V97H144ZM144 98H142L141 101H143ZM146 98H145V99H146ZM151 98H152V100L154 101L153 97H151ZM174 98H175V97H174ZM206 98H207V97H206ZM224 98L226 99V97H224ZM224 98H223V99H224ZM227 98L229 99V96H228ZM246 98H248V97H246ZM44 99H45V98H44ZM102 99H101V102H102ZM145 99H144V100H145ZM167 99H168V98H167ZM175 99H176V98H175ZM184 99H185V97H184ZM195 99H196V98H195ZM200 99H201V97H200ZM202 99H203V98H202ZM216 99H217V100H216L214 103H216V106L219 108L220 105L218 106V103H217V102H219L218 99H221V98H216ZM228 99H227V100H228ZM235 99H236V98H235ZM243 99H244V98H243ZM258 99H259V97H258ZM263 99H264V98H263ZM10 100H11V99H10ZM97 100H98V99H97ZM118 100H116L115 102H117ZM178 100H179V97H178ZM197 100H198V99H197ZM203 100H204V99H203ZM214 100H215V99H214ZM214 100H211V101H214ZM229 100H230V99H229ZM61 101L63 102V100H61ZM98 101H100V100H98ZM134 101H135V102H134ZM141 101L139 100L138 102L141 103ZM150 101H151V100H150ZM164 101H165V100H164ZM179 101H180V100H179ZM187 101H188V100H187ZM204 101H206V100H204ZM207 101H209V100H207ZM222 101H223V100H222ZM222 101H221V102H222ZM225 101H226V100H224V102H225ZM233 101H234V100H233ZM233 101H232V99H231L230 102L232 103ZM241 101H242V100H241ZM256 101H257V100H256ZM256 101H255V102H256ZM110 102H111V101H110ZM145 102H146V101H145ZM145 102H144V103H145ZM151 102H152V101H151ZM156 102H157V101H156ZM235 102H237V101L235 100ZM235 102H233V103L235 104ZM245 102H246V101H245ZM257 102H258V101H257ZM27 103H28V104H27ZM44 103H45V102H44ZM112 103H114V101H113ZM112 103H111V104H112ZM118 103H119V102H118ZM144 103H143V104H144ZM178 103H179V102H178ZM181 103H182V102H181ZM185 103H186V99H185ZM200 103H202V102H200ZM214 103H211V105L214 104ZM240 103H242V102H240ZM259 103H260V102H259ZM97 104H99V103H97ZM101 104H102V103H101ZM109 104H110V103H109ZM115 104H116V103H115ZM141 104H142V103H141ZM152 104H154V103H152ZM183 104H184V103H183ZM186 104H187V103H186ZM192 104H193V101H192ZM198 104H199V103H198ZM222 104H223V102H222ZM245 104H247V103H245ZM24 105H22V106H24ZM91 105H92V104H91ZM131 105H132V106H131ZM137 105H138V104H137ZM156 105H158V104H156ZM159 105H160V104H159ZM190 105H191V104H190ZM196 105H197V104H196ZM200 105H201V104H200ZM203 105H205V103H204ZM224 105H225V103H224ZM230 105H231V104H229L228 106H230ZM260 105H261V104H260ZM116 106H117V105H116ZM125 106H127V107H125ZM142 106H143V105H142ZM144 106H146V105L144 104ZM153 106H154V105H153ZM185 106H186V105H185ZM185 106H184V107H185ZM188 106H189V105H188ZM191 106H192V105H191ZM209 106H210V105H209ZM231 106H232V105H231ZM238 106H239V105H238ZM251 106H252V105H251ZM251 106H250V108H251ZM70 107H71V106H70ZM113 107H114V106H113ZM118 107H119V106H118ZM120 107H121V106H120ZM133 107H134V106H133ZM140 107H141V106H140ZM179 107H180V106H179ZM205 107H206V106H205ZM211 107H213V106H211ZM217 107H216V108H217ZM224 107H225V106H224ZM226 107H227V106H226ZM226 107H225V108H226ZM252 107H253V106H252ZM259 107H260V106H259ZM87 108H88V107H87ZM136 108H137V107H136ZM198 108H199V107H198ZM198 108L196 109V111L198 110ZM218 108H217V109H218ZM240 108H241V107H240ZM248 108H249V107H248ZM254 108H255V107H254ZM260 108H261V107H260ZM157 109H158V108H157ZM185 109H186V108H185ZM210 109H211V108H210ZM221 109L224 110V109L222 108V106H221ZM255 109H257V108H255ZM192 110H193V108H192ZM192 110H191V111H192ZM213 110L215 111V109H213ZM222 110H221V111L219 110V112L221 113ZM257 110H258V109H257ZM261 110H262V109H261ZM84 111H85V110H84ZM84 111H83V112H84ZM148 111H149V110H148ZM178 111H179V110H178ZM193 111H195V110H193ZM196 111H195V113H196ZM201 111H202V110H201ZM217 111H218V110H217ZM237 111H238V110H237ZM240 111H241V109H240ZM251 111H252V109H251ZM253 111H254V109H253ZM176 112H177V111H176ZM211 112L214 113L212 110H211ZM249 112H250V111H249ZM259 112L261 113V111H258V113H259ZM116 113H117V112H116ZM191 113H192V112H191ZM195 113H194V114H195ZM197 113H199V112H197ZM209 113H210V112H209ZM209 113L207 112V114H208L207 116H209ZM215 113H218V112H215ZM252 113H253V112H252ZM255 113H256V112H255ZM255 113H254V115H255ZM263 113H264V112H263ZM155 114H156V113H155ZM179 114H180V113H179ZM204 114H205V113H204ZM221 114H222V113H221ZM231 114H232V113H231ZM205 115H206V114H205ZM211 115H213V114H211ZM229 115H230V114H229ZM259 115H260V114H258V116H259ZM180 116H181V115H180ZM186 116H187V115H186ZM203 116H204V115H203ZM203 116H202V117H203ZM215 116H217V114H216ZM256 116H257V115H256ZM153 117H154V116H153ZM182 117H183V116H182ZM187 117H188V116H187ZM209 117H210V116H209ZM217 117H220V116H217ZM259 117H260V116H259ZM189 118H190V117H189ZM206 118H207V117H206ZM211 118H212V117H211ZM262 118H263V117H262ZM104 119H103V120H104ZM106 119H107V122H106ZM199 119H200V117H199ZM219 119H220V118H219ZM226 119H227V117H226ZM95 120H96V119H95ZM227 120H228V119H227ZM230 120H231V119H230ZM232 120H233V119H232ZM210 121H211V119H210ZM154 122H155V121H154ZM180 122H181V121H180ZM197 122H198V121H197ZM219 122H220V121H219ZM255 122H256V124H257V121H255ZM262 122H263V121H262ZM214 123H215V122H214ZM152 125H155V123H153ZM217 125H218V124H217ZM258 125H259V124H258ZM262 125H263V124H262ZM206 126H207V125H206ZM206 126H205V127H206ZM225 126H226V125H225ZM259 126H261V125H259ZM149 127H150V126H149ZM149 127H148V129H149ZM152 127H153V126H152ZM212 127H213V126H212ZM143 128H144V127H143ZM153 128H154V127H153ZM210 128H211V125H210ZM215 128H216V126H215ZM215 128H214V129H215ZM224 128H225V127H224ZM260 128H261V127H260ZM113 129H114V128H113ZM159 129H161V128L159 127ZM156 130H157V129H156ZM156 130H154V131H156ZM166 130H167V129H166ZM208 130H209V133H212V134L214 135V138H215V137L218 138L219 136H220V137L222 136V133L218 132L219 129H218L217 132H214L212 128H211V130L208 128ZM208 130H207V131H208ZM261 130H262V129H261ZM263 130H264V129H263ZM263 130H262V131H263ZM136 131H137V132H136ZM143 131H144V130H143ZM143 131H142V132H143ZM146 131H147V129H146ZM149 131H150V129H149ZM154 131H153V132H154ZM158 131H159V130H157V132H158ZM215 131H216V129H215ZM221 131H223V130H221ZM157 132H156V133H157ZM204 132H205V130L203 131V133H204ZM148 133H149V132H148ZM148 133H147V134H148ZM151 133H152V132H151ZM154 133H155V132H154ZM156 133H155V135H156ZM158 133H159V132H158ZM135 135H134V138L137 136V135H136V136H135ZM144 135L146 136V133H143V136H144ZM149 135H150V134H148V136H149ZM157 135H158V134H157ZM143 136H142V137H143ZM163 136H164V134H163ZM204 136H205V135H204ZM151 137H152V136H151ZM161 137H162V136H161ZM167 137H168V136H167ZM205 137H206V136H205ZM137 138H138V137H137ZM144 138H145V137H144ZM153 138H155V137H153ZM209 138H210V137H209ZM214 138H213V139H214ZM216 138H215V139H216ZM138 139H139V138H138ZM151 139H152V138H151ZM169 139H171V138L169 137L168 139H166V142H167V140H169ZM206 139H207V138H206ZM218 139H219V138H218ZM222 139H223V138H222ZM143 140H144V139H143ZM160 140H161V139H160ZM160 140H156V138H155V139L152 140V142H153L154 144H158V143L160 144V143H161ZM162 140H163V139H162ZM211 140H212V139H211ZM220 140H221V139H220ZM154 141H155V142H154ZM170 141H171V140H170ZM215 141H216V140H215ZM121 142L124 143L125 141H124V142L121 141ZM209 142H210V140H209ZM213 142H214V141H213ZM219 142H220V141H219ZM124 144L127 145V146H129V147H131V148H134V149H137V150H142V149H138V147L135 148L133 145H132V146H133V147H132L131 144L129 145V143H127V142H125ZM143 144H144V143H143ZM164 144H165V142H164ZM167 144H168V142H167ZM221 144H222V143H221ZM222 145H223V144H222ZM218 146H219V145H218ZM162 147H163V146H162ZM144 150H145V149H144ZM145 151H150V150H145ZM151 152H154V151H151ZM180 152H181V150H180ZM154 153L157 154V155H158L161 159H163V160H166V161H172V160H168V159L164 158L163 156H161L160 154H158L159 152H158V153L154 152ZM174 162H176V161H174ZM177 163H180V162H177ZM181 164H183V165H185V166L191 168L192 170H194V171H195V172H196V173L202 178V180H203L205 183L210 184V185H213V186H215L216 188H218V189L220 190V192L222 193V195L224 196L226 202H227L230 206H232V205H231V202H232L233 198H235V194H234V193H230V192H227V191H226V192H223V191H222V190H221V189H220V188H219V187H218L213 181L207 179L206 176H204L203 174H201V173L196 169V166H195L194 164H190V163H188V161H186V162H184V163H181ZM232 207H234V206H232Z\"/></svg>",
  "mask_w": 264,
  "mask_h": 264
}]
</instances>
